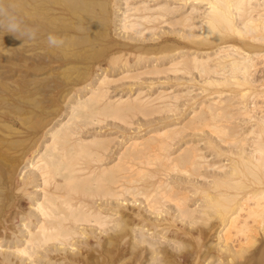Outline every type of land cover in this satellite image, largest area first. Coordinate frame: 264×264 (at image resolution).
<instances>
[{"label": "rangeland", "instance_id": "obj_1", "mask_svg": "<svg viewBox=\"0 0 264 264\" xmlns=\"http://www.w3.org/2000/svg\"><path fill=\"white\" fill-rule=\"evenodd\" d=\"M22 0H0V22H4V21H6L7 19H9V18H14L16 21H18L22 26H24V20H23V18H24V11H23V9H24V6H22V5H24V4H22L23 2H21ZM142 2V1H144L145 3H146V5H147V3L149 4V5H147V6H149V7H151V8H156V7H158L159 5H161L162 3L165 5V7L166 8H164L163 9V12L161 11V10H157V12H156V14H155V16H157L158 17V19H160V17H161V19H160V22L159 21H156L157 20V17H156V19H154L155 20V22L153 21V22H150V23H146V22H144L143 23V25H145L147 28H151V31L152 32H149V33H147L148 31H150V29L148 30V31H146V29L147 28H143L144 30H143V32H144V34L143 35H145V36H143L141 33V35L142 36H140V34L138 33V32H135L134 30H132V29H128L127 28V30L128 31H126L125 29V27L123 26L124 24V20H125V16H124V13L128 10L127 8H131L132 6H134V5H136V4H141L140 2ZM110 0L109 2V11H108V15L105 13V18H107L108 17V19L109 20H111V21H107L106 23H102V20L101 19H97L96 21H94L95 23H96V25H94V28L92 27V24H90L91 26L88 28V29H90L91 28V30H84V31H79L78 30V32L76 31V32H74V31H71V37H73L74 39H72L70 36H64V38H66V37H68V38H70V39H66L65 41H66V43H64V45L65 44H73L72 46L70 45L69 47L67 46V47H65L64 45V47L62 46V48L63 49H60V48H50V47H48V46H46L47 45V43L45 42V45H44V47H43V53H44V55H43V53H42V55L40 56V55H37V54H33V57L34 56H36V58L35 59H33L32 57V59L33 60H26V58H25V54H26V48H25V44L24 43H22L23 41L21 40V39H17V38H15L13 35H11V34H9V33H7L6 31H4L3 30V28L5 27V24L4 23H0V98H3L4 96H6L5 98H4V100H2V102H1V100H0V110H1V108L2 109H5V110H8V111H5V110H1L0 111V141L2 142V140H3V142L1 143L0 142V148L2 149V150H0V158H1V160H0V165H2L3 167H1L0 166V186H1V188L0 189H3L4 190V192L5 193H3V191L2 190H0V196H2L0 199V207H1V205L3 206H6L5 207V210H4V212H0V263L1 264H18V263H20V264H29V263H31V264H53V263H55V264H74V262H75V264L77 263H79L80 262V264H126L127 263V261L129 262V261H133L134 260V253H136L135 252V250L136 251H138V250H141V249H144L145 247L146 248H148V250L146 251V252H144V255H146L144 258H146V259H144V258H142V260H141V262H140V264H162V263H165V264H186V263H189V264H227V262L229 263V264H264V253L263 254H260L259 252H260V249H261V247L263 246V244H264V225H263V220H262V217H261V221L259 220V219H257L258 217H256V219L259 221L258 223H257V221H256V219L254 220L253 218H252V220H250L251 218H249V224H252V225H249V226H252L251 228V230L250 231H248V232H246V233H243V235L241 236V233L242 232H240V234H239V232H237L236 231V229L234 230V228H232L231 229V231H229V232H232L233 231V233L236 235V233L235 232H237L238 233V236L236 235V236H234V234H233V237H231L232 235H231V233H228L229 235H230V237H231V239H230V241L232 240V243L229 241V245L231 246V247H233L234 246V248H237V250L238 249H241L240 247L241 246H243V245H241V243H242V241H244V243H242V244H244V249H248V250H242L243 252H242V254H241V252H240V254L241 255H238L237 256V254H236V256L234 255H231V256H229L228 258L230 259H225V261H224V259L222 258V256L221 255H223V254H221L222 253V251H221V249H220V251H218L219 250V247H221V245L224 243V241H225V238L223 237V235L222 234H224V236L226 235L227 236V232L225 231L226 230V228H225V225L227 224V223H224V225H223V223L222 222H220V221H222L221 219H223L220 215H218L217 214V212H216V210L213 208V207H206V205L208 204V201L206 202H204V199L205 200H208V197H206V193L208 192V190L210 189V192L211 193H213V191H215V190H211L212 188L214 189V182H216V180H217V182H218V180H220L219 179V176H220V174H224L225 173V171L228 169H231L232 167L231 166H234V165H236L237 164V166L238 165H240V166H238V168H240V169H243L242 171H244V169L245 168H242V167H244L243 165H242V163H243V160H244V158L242 159V156L243 157H246V156H248L247 158L249 159V158H251L249 155L251 154V153H254V154H257V155H259L258 153H257V150L254 148L256 145L258 146V144H254V143H252V139L253 138H258V135H260V131H258L257 129H258V127H260L261 128V125H262V127H264V124H263V120H264V40L262 39V41H260L259 39H260V35L259 34H261V38H262V36L264 35L263 33H262V31L260 32V30L257 32V33H259V34H257L255 31V33L254 32H252L251 31V37H248V34L250 33H243L242 32V34L241 33H239L238 31L239 30H228L227 28H224V27H220V30H219V32L220 33H222V34H216L215 35V37H217V40H219V41H217V40H215V38H214V40L215 41H212V40H210L209 38H208V40L206 39V41H205V39H203L202 37H200V36H198V34H200V31H201V28H202V26H205V19H206V17H204V16H206L205 15V10L206 9H209V5H208V3H206L207 2V0H201V4H200V1H198V0ZM193 1V2H192ZM197 1V2H196ZM203 1V2H202ZM205 1V2H204ZM113 2H114V4H113ZM138 2V3H137ZM144 2H142V3H144ZM126 3V4H125ZM136 3V4H135ZM161 3V4H160ZM192 3V4H191ZM199 4V6H198V4ZM204 3V4H203ZM111 4V5H110ZM113 4V5H112ZM130 4V6H128ZM162 4V5H163ZM116 5V6H115ZM155 5V6H154ZM196 5V6H195ZM207 5H208V7H207ZM113 6V7H112ZM127 6V7H126ZM154 6V7H153ZM116 7V8H115ZM125 7H126V9H125ZM207 7V8H206ZM111 8V9H110ZM119 9H120V11L122 12H120L119 11ZM166 9V10H165ZM113 10L114 11V13H113V11L111 12V11ZM165 10V11H164ZM125 11V12H124ZM131 10H128V12L131 14V15H134V11L131 13L130 12ZM207 11V10H206ZM119 12H120V14H119ZM118 13V14H117ZM128 13V14H129ZM255 14H257V11L256 12H254ZM158 14V15H157ZM122 15H123V17H122ZM138 15V14H137ZM161 15V16H160ZM23 16V17H22ZM160 16V17H159ZM246 16V15H245ZM109 17H111V19L109 18ZM131 17H133V16H131ZM187 18V19H186ZM204 18V19H203ZM59 19L60 20H63V17H59ZM186 19V20H185ZM112 20H113V22H112ZM57 21H59V20H57ZM100 23H99V22ZM109 22H111V23H109ZM203 22V23H202ZM237 22H239L240 24H242V21H240V20H237ZM153 23H155V24H153ZM239 23L237 24L238 26H240L239 25ZM99 24V25H98ZM100 24H101V26H100ZM111 26H110V25ZM148 24V25H147ZM86 26H88L87 24H85ZM103 25H106V26H103ZM152 25H154V26H152ZM156 25V26H155ZM200 25V26H199ZM202 25V26H201ZM243 25V24H242ZM100 27V29H98L97 27ZM95 27H96V29H98V30H96L95 29ZM125 29H124V28ZM152 27H156L154 30H152L153 28ZM93 28V29H92ZM104 28V29H103ZM105 28H106V30H105ZM103 29V30H102ZM100 30H102V32H103V34H101L102 32L100 31ZM223 30V31H222ZM225 30V31H224ZM90 31V32H89ZM133 31V32H132ZM226 31H229V32H227L226 33ZM235 31V32H234ZM237 31V32H236ZM97 32V33H96ZM98 32H101V33H98ZM108 32V33H107ZM134 32L136 33L135 35H134ZM140 32V31H139ZM231 32V33H230ZM233 32H234V35H233ZM241 32V31H240ZM79 33H81V34H79ZM83 33H85V35L83 34ZM93 33V34H92ZM104 33H107V34H105L104 35ZM133 33V34H132ZM146 33V34H145ZM218 33V32H217ZM225 35H224V34ZM235 33H238V35L237 34H235ZM254 33V34H253ZM72 34H74V35H72ZM87 34V35H86ZM101 34V35H100ZM139 36H138V35ZM229 36H228V35ZM257 34V35H256ZM263 34V35H262ZM57 35V34H56ZM75 35H77V36H75ZM80 35H81V37H83V36H87V38L86 37H84L85 38V40H83V39H81V41L78 39V36H79V38H80ZM99 35V36H98ZM107 35V36H106ZM246 35V36H245ZM250 35V34H249ZM254 36V38H256L257 37V39H258V41H257V39L255 40V39H253L252 37ZM255 35H256V37H255ZM45 36H47V35H45ZM62 36V37H63ZM91 36V37H90ZM102 36H104V37H102ZM135 38H133V37ZM185 36V37H184ZM91 39H90V38ZM98 37V38H97ZM132 37V38H131ZM259 37V38H258ZM76 38H77V41H76ZM92 38H93V40H92ZM199 38H201L200 40H203V41H205V42H203V41H198L199 40ZM96 39V40H95ZM198 39V40H197ZM221 39V40H220ZM249 39V40H248ZM68 40H70L69 41V43H68ZM71 40H72V42H71ZM224 40H226V41H224ZM255 40V41H254ZM74 41H76V42H74ZM80 41V42H79ZM82 41H84V42H82ZM89 41V42H88ZM92 41V42H91ZM210 41H212V43H210ZM223 41V42H222ZM88 42V43H87ZM201 42V43H200ZM203 42V43H202ZM220 42V43H219ZM222 42V43H221ZM255 42V43H254ZM76 43V44H75ZM80 45H79V44ZM82 43V44H81ZM219 43V44H218ZM227 43V44H226ZM235 43V44H234ZM260 43V44H259ZM92 44V45H91ZM114 44V45H113ZM116 44V45H115ZM225 44V45H224ZM230 44L231 45H236L237 46V48L238 49H240V50H244V51H246V52H249V53H253V55L255 54V53H258V52H260L259 53V56L260 57H255L256 58V60H255V63H256V70L254 71L253 70V73L255 72V75L252 73V71H251V74H253L252 76H251V79H250V77H247L246 78V81H245V78H244V81L243 80H241V79H243V77H242V73L241 74H239V75H241V79H238V80H232L231 79V76H229L230 75V72H229V70H231L232 71V68L230 67L231 65L230 64H228L229 65V68L227 67V63H228V61H229V63H230V57H228V58H225L224 59V61H223V59H221L220 57H218V51H219V49L220 48H228V46H230ZM239 44V45H238ZM245 44H247V45H245ZM248 44H253L254 45V47H253V45H248ZM258 44H259V46L260 45H262V46H260L259 48H258ZM77 45V46H76ZM86 45V46H85ZM110 45H113V46H110ZM219 45V46H218ZM223 45V46H222ZM227 45V46H226ZM233 45V46H234ZM243 47H242V46ZM256 45V46H255ZM88 46V47H87ZM90 46H92L93 48H91ZM212 46V47H211ZM215 46V47H214ZM224 46H226V47H224ZM241 46V47H240ZM82 47H84V50H85V52H84V50H83V48ZM87 47V48H86ZM105 47V48H104ZM67 49V50H65V49ZM76 48V49H75ZM86 48V49H85ZM99 48H101L102 50H100ZM186 48H188L187 50H186ZM189 48H191L190 50H189ZM200 48V49H199ZM210 48V49H209ZM241 48H243V49H241ZM244 48H246V49H244ZM25 49V50H24ZM47 49H50V52H51V50H53L52 52H53V54H50L49 55V50H48V52H47ZM72 49V50H71ZM89 49H91V50H89ZM105 49V50H104ZM5 50V51H4ZM46 50V51H45ZM57 50V51H56ZM64 50H65V52L67 53V54H73L72 52H70V51H73V50H75V51H73L74 52V54H76V53H79V50H80V53H82L83 52V55H84V57H81V58H78L77 56H75V55H68L67 57H66V55H63V53H65L64 52ZM77 50V51H76ZM93 50H95V51H93ZM100 50V51H99ZM115 50H117L118 52H116ZM200 50V51H199ZM210 50V51H209ZM214 50V51H213ZM251 50H252V52H251ZM25 53H24V52ZM57 52V54H55L54 55V52ZM67 51H69V52H67ZM82 51V52H81ZM89 51V52H88ZM105 51V52H104ZM189 51H190V53H189ZM204 51V52H203ZM207 51H208V53H207ZM47 52V53H46ZM51 52V53H52ZM63 52V53H62ZM76 52V53H75ZM88 52V53H87ZM194 52V53H193ZM262 52V53H261ZM46 53V54H45ZM94 53V54H93ZM114 53H117L118 55L116 56V54L114 55ZM206 53V54H205ZM217 53V54H216ZM48 54V55H47ZM60 54V55H59ZM87 54V55H86ZM89 54H91V55H89ZM113 54V55H112ZM188 55V56H193V55H199L200 56V54H201V56L200 57H204V58H207V57H211L213 60H214V58H213V56H215L216 58H217V60L219 59H221L220 61L218 60V61H216V58H215V62H211V60H210V62H208L209 63V65H211V66H208V67H206V69L208 68H211L212 67V69L210 70H208V73H206L207 72V70L206 69H201V68H195V67H191L192 66V64L190 65H188L189 66V68L190 69H184V68H182V67H180V70H178V72L177 71H175L174 73H172V72H170L169 71V69L170 70H174V68H172V67H169V66H171L170 65V62L172 61V60H174L176 57H178L179 55ZM217 56H216V55ZM61 56V58H59L58 57V59L55 57V56ZM38 56L39 57H42V59L41 58H39L38 59ZM49 56H51L50 58H49ZM111 56H113L112 58H111V60L109 59ZM118 56H121V57H118ZM124 56V57H123ZM141 57V59H140V57ZM53 57V58H52ZM65 57H66V59H67V61H65L66 59H65ZM72 57H74V58H72ZM76 57V58H75ZM80 57V56H79ZM87 57H89V58H87ZM117 57V58H116ZM125 57H126V60H124L125 59ZM173 57V58H172ZM175 57V58H174ZM262 57V58H261ZM30 58V59H31ZM56 58V59H55ZM86 58V59H85ZM115 58V59H114ZM122 58H123V61H122ZM136 58H139V59H136ZM146 58V59H145ZM171 58V59H170ZM37 59V60H36ZM47 60V62L49 61H51L50 63L48 62H45V60ZM51 59V60H50ZM71 59V60H70ZM73 59V60H72ZM76 59V60H75ZM118 59H119V61H118ZM133 61H131V60ZM136 59V60H135ZM142 59H145V61H143ZM147 59H151L153 62H151V61H149L148 62V60ZM229 59V60H228ZM25 60V61H24ZM39 60V61H38ZM42 60H44V62L41 61ZM53 60V61H52ZM77 61V62H75V61ZM120 60H121V63H119L120 62ZM140 60V61H139ZM208 60H209V58H208ZM26 61H28L27 63H26ZM38 61V62H37ZM73 61H74V63H73ZM85 61V62H84ZM110 61H112V63H109ZM114 61H117V63L116 62H114ZM136 61H137V64H136ZM142 61H143V63H142ZM148 63H147V62ZM226 61V62H225ZM40 62V63H39ZM88 62V63H87ZM127 62V63H126ZM131 62L132 63H134V64H131ZM15 63V64H14ZM26 63V64H25ZM34 63V64H33ZM68 63H70V64H68ZM82 65H81V64ZM119 63V65H117ZM128 63L130 64L129 66V68H128ZM140 63H142L141 65H140ZM216 63V64H215ZM28 64V65H27ZM32 64H33V66H35V67H32ZM38 66V68H36V65ZM49 65V67H48V65ZM58 64H60V65H58ZM65 64V65H64ZM66 64H67V66H69L68 68L69 69H67V66H66ZM74 65V66H70V65ZM79 64V66H77V65ZM85 64V65H84ZM91 64V65H90ZM94 64V65H93ZM114 64V65H113ZM144 64V65H143ZM221 64V65H220ZM223 64V65H222ZM24 65H27V66H24ZM44 65V66H43ZM51 65V66H50ZM53 65V66H52ZM84 65V66H83ZM93 65V66H92ZM124 67H123V66ZM155 65V66H154ZM217 65V66H216ZM218 65H220V67H218ZM225 65H226V67L228 68V69H226V68H224L225 67ZM14 66V68H12ZM58 66V67H57ZM60 66H62L63 67V69H64V71L62 72V67L60 68ZM77 68H76V67ZM81 66V67H80ZM92 66V67H91ZM118 66V67H117ZM123 68H122V67ZM194 66V65H193ZM214 66V67H213ZM223 66V67H222ZM31 67V68H30ZM39 67H41L40 69H39ZM43 67L45 68V71H44V69H43ZM55 67V68H54ZM71 67H72V69H71ZM101 69H100V68ZM106 67H108V68H106ZM26 68L28 69L27 71H26ZM82 68V69H81ZM92 68V69H91ZM119 68H121V69H119ZM126 68V69H125ZM166 68H167V70L170 72H168V73H166L165 74V70H166ZM169 68V69H168ZM194 70H193V69ZM216 68V70H214ZM31 69V70H30ZM38 69H39V71H38ZM42 69V70H41ZM54 69H55V72H54ZM59 69V70H58ZM67 69V70H66ZM83 69H85V70H83ZM89 69V70H88ZM108 69V70H107ZM152 69V70H151ZM182 69H184V71L187 73V71H190V72H188L189 74H186V73H182ZM196 69V70H195ZM200 70L201 69V71L202 70H204L205 71V73H204V71L203 72H198L197 70ZM218 69V70H217ZM226 69V70H225ZM36 70V71H35ZM88 70V71H87ZM103 70V71H102ZM154 70L155 71H157L158 70V72L161 70L162 71V73H160V74H158V72H155L154 73ZM193 70V71H192ZM225 70V71H224ZM18 72V73H16V72ZM42 71V72H41ZM49 71V72H48ZM54 73H53V72ZM83 71H85V73H83ZM89 71H90V74H89ZM91 71H93V72H91ZM101 71V72H100ZM126 71H128V73H130L129 75L130 76H136L137 78H133V77H131L130 79H129V76H127L128 77V79H125V78H127V77H125V76H122L123 74H125L126 73ZM160 71V72H161ZM181 71V72H180ZM183 71V72H184ZM213 71H215V72H213ZM223 71V73L224 74H226L227 75V73L229 72V74H228V76H224L223 75V73H221ZM59 72H61V73H59ZM84 75H82L81 73ZM105 72V73H104ZM145 72H147V73H149V72H152L153 73V75H151L152 73H149V74H146ZM164 72V73H163ZM177 72V73H176ZM217 72H219L220 74V76L218 75V73ZM227 72V73H226ZM63 73H65V74H63ZM69 73V74H68ZM97 73V74H96ZM112 73V74H111ZM140 73H141V75H140ZM157 73V75H155ZM201 73H204V74H201ZM210 73H211V76H210ZM216 73V74H215ZM15 74V75H14ZM50 74V75H49ZM79 74H81L79 77H81V79L79 78V77H77V79L75 78L77 75H79ZM96 74V75H95ZM104 74H107V75H109V76H111V77H114V78H118V79H120L119 77L120 76H122L121 77V81H116V82H114L113 80L112 81H110L109 82V84H107L106 85V89L108 88L109 89V91H107V96H109V99H114V98H116L117 99V97L118 98H120V97H123V98H125V97H133V96H135L137 93H139V92H141V95H143V96H145V97H156V96H158L159 94L161 95H163L162 97L163 98H161V99H159V100H157L156 99V101L154 100L148 107H150L151 106V108L152 107H154V106H156L157 104L159 105V104H161V103H165V104H161V105H159V107L157 108H155V111H157V114L156 113H154L153 112V110L151 109V108H146V110L147 111H149V112H145L146 110H145V108H143V109H141V110H143V111H140V113L138 114V109L137 110H135L136 112H134V109H133V111H131V110H129L128 111V114L126 113L125 114V112L123 113V115H121L122 117L124 116V118H125V116L126 115H128V116H126L127 117V119L126 120H124V119H120V118H122L121 116L119 117H117V115L116 116H114V115H112V114H110V112L109 111H99V112H101V113H103V115H99V114H101V113H96V114H93L92 116L93 117H91V115H90V117L89 116H86V118L87 119H85V118H81L82 119V124H81V119L77 122L78 123V125L80 126L79 127V132L81 131V132H83V133H78V135L77 136H79L80 135V137H84V138H88V137H91L92 135H103L104 137H106V138H108L109 140L108 141H110V139H112L113 141H112V144L111 143H107V145L109 146V148H110V146H111V148H110V150H108L107 149V151L106 150H102V151H100L101 152V156L102 157H104L105 159L103 160V158L101 157V159L103 160V162H102V164H101V159H100V157H98V155L97 154H92V157L89 155V156H87V157H89V158H87V160H85V158L86 157H84V159H83V161H85V163L90 167V166H92V164H93V162H94V164H93V166L91 167V169H93V168H99V167H101V166H103V165H110V164H114L115 162H117V160L119 159V157H117V156H119V154H121V150H122V148H123V146L125 145V144H127L129 141H131L132 139H142V138H144V137H146L147 135H149L152 131H154V130H161V128L162 129H164V128H170V127H174V125L176 126V125H178V126H176L175 128H177L179 131L181 130V132L183 133L182 135H183V137L181 136V132H179L178 130L176 131L177 133L179 132V134H180V136L181 137H179V138H175L174 136H176L175 134H177L176 132L175 133H173L174 134V136H173V138H172V140H170L169 138L167 139V141L168 140H170V141H168V145H165V147L166 146H168V147H166L167 149H165V150H160V149H157V148H155V149H153V151L152 152H154V153H156V154H154V155H152L151 154V152H150V154L152 155V158H153V156H154V158H155V155H157V154H159L160 153V151H161V153L159 154V156H163L164 154L165 155H168V153H169V156L171 157L172 156V158L173 157H176L177 155H179L178 153H181V148L183 149V148H185L186 149V147L188 146V147H190L191 146V148L193 147L192 145H197L196 147L194 146V148L193 149H195L196 148V151H197V149H198V151H200L199 153L201 154V155H203L204 157H203V159L201 158H199V159H197L196 161H198L199 162V165L201 164V160H202V164H201V168L203 167V166H205V167H203L202 169L200 168V170L199 169H197V167H199V166H196V164H195V166H193V167H191L190 168V166H191V164L189 165L188 163H187V166L189 167H187V166H184V168H186L187 167V169L189 170H187L188 171V173H192L193 175H194V177H193V175L190 173V175H188V174H186V172L187 171H185V172H183L184 170H186V169H184L183 168V166H181V164H180V166H177V167H174L173 165V168L171 167V166H168L167 168H170L171 167V169L173 170V171H171V169H165V167H162V162H161V157H159L158 156V158H160V162H158V164L156 163V162H154V161H156V160H154V161H152V162H150L148 159H151V155L149 154V152L148 153H146L144 156H145V159H144V156L142 157V158H140V159H142V160H140L139 159V161H142V164H138L139 162H137L138 160H136V159H134V160H129L130 162H132L131 163V165L132 166H134L133 168H132V172H130V173H133L134 171L136 172L138 169H142V168H144V169H147V171L149 172V174H150V177L148 178V179H146V181H144V180H139L138 182H134V183H128V182H125L124 183V181L123 180H121V182L119 183L120 184V188L118 187L117 188V186H116V184H115V186H114V183H111V184H113L112 185V187L114 188V189H121V188H123L124 186H130V187H134V189L132 190V191H130V192H123V191H121V190H119L121 193H122V195L124 196H122L121 197V199H124V201H126V203H124V201L123 200H121V199H118L117 201L119 202V204L117 205V201H116V197H109V195H106L105 197H106V200L105 199H103V198H105V197H101V198H98L101 194H99V193H97V196H96V192L94 193V197L93 196H88L87 194V196L86 197H84V198H87V200H89V203L90 204H93L94 205V207H97V208H99V207H101L102 208V210H103V212L104 213H107V214H110V215H113V219H112V216H111V219H112V221H110L109 222V224L107 225V226H109V227H104V228H100V227H98V225H96V224H94V223H86V222H84L83 224H81V226H80V224H77V225H75L74 227L76 228V230H77V232L79 233H77V234H75L72 238L73 239H69L68 241L66 240V242H64L65 243V246H64V243H60V242H58V241H53V242H55V243H52V242H50L49 244H47L46 245V247L48 248V250H47V248L44 246V247H41V248H39V249H37L38 250V253L39 252H41V254H37V250H36V253L34 254L33 253V255L35 256V257H29L30 259L31 258H34V261L32 260V262H31V260L29 259L28 260V255L26 256V254H21V256L20 255H17V254H14L16 251H17V249L15 248V247H17L18 249H20L21 247H23L24 245H27L23 240L25 239V237H26V235H23V232H24V234H26V231H24V230H27V228H31V229H33V230H35L36 229V225H37V223H39L40 221H41V217L40 216H38L39 214H38V210L36 209V207L35 206H37V203H36V200H41V198L43 197L42 195H43V190L44 189H48V191H50L52 188H53V190H54V182L48 187V188H46L47 186H43V180H41V177L39 178V176H38V178L36 177L35 178V176H33L34 175V172H32V171H34V170H31V169H34L33 168V166L31 165V163H30V161H32L33 159H34V161H35V156L37 157V155L38 154H41V153H43L44 151H45V149H46V146H45V144H49L50 143V140H51V134H49V133H51L50 131L56 126V125H58L61 121H63L64 119H66L67 117H68V115L70 114L71 115V111H72V109L70 110V108L72 107V105H74L75 103H76V101H77V99H80V98H85L86 96H88L89 94H90V88H93V87H96L97 85H98V79L97 78H100L102 75H104ZM143 74V75H142ZM145 74V75H144ZM250 74V75H251ZM44 75V76H43ZM62 75V76H61ZM87 75H89V76H87ZM100 75V76H99ZM209 75V76H208ZM224 76V77H228L227 79H225V78H223L222 76ZM64 76V77H63ZM83 76V77H82ZM213 76V77H212ZM216 76V77H215ZM221 78H219V77ZM69 78L68 80L66 79V78ZM87 77V78H86ZM124 77V79H122ZM209 77V78H208ZM86 78V79H85ZM215 78V79H214ZM216 78H218V79H216ZM255 80H254V79ZM78 79H80V80H78ZM118 79H116V80H118ZM134 79V80H133ZM220 79V80H219ZM76 82H75V81ZM84 80V81H83ZM93 80V81H92ZM127 80H129V81H127ZM133 80V81H132ZM218 82H217V81ZM222 80V81H221ZM225 80V81H224ZM248 80V81H247ZM253 80V81H252ZM89 81V82H88ZM91 81V82H90ZM217 83H216V82ZM14 82V83H13ZM53 82V83H52ZM75 82V83H74ZM83 82V83H82ZM207 82H209L210 84H208ZM253 83L254 82V84H249L248 85V83ZM79 83V84H78ZM85 83H87L88 84V86H87V84H85ZM3 84V85H2ZM17 84V85H16ZM75 84V85H74ZM91 84V85H90ZM234 84H237V85H234ZM239 84V85H238ZM241 84V85H240ZM31 85V86H30ZM49 85V86H48ZM83 85V86H82ZM85 85V86H84ZM209 85V86H208ZM219 85V86H218ZM227 86V85H231V87H229V86H227V87H225V86ZM233 85V86H232ZM250 85H252V86H250ZM4 86H6V87H4ZM9 88H8V87ZM80 86H81V88H80ZM90 86V87H89ZM107 86H109V87H107ZM204 86V87H203ZM239 86V87H238ZM247 87V89H246V87ZM257 86V87H256ZM4 87V88H3ZM72 87V88H71ZM74 87V88H73ZM86 87H88L87 89H86ZM213 87V88H212ZM216 87H219V88H216ZM237 87V88H236ZM252 87V88H251ZM7 88H8V92H7ZM14 88H16L15 90H14ZM76 88V89H75ZM83 88H85L86 89V91L83 89ZM214 88H216L217 90H215ZM242 88H243V90H242ZM6 89V90H5ZM20 89V90H19ZM72 89H73V91H72ZM79 89V90H78ZM82 91H81V90ZM206 91H205V90ZM213 89V90H212ZM223 90V92H222V90ZM232 89V90H231ZM237 89V90H236ZM256 90V91H254V90ZM10 90V91H9ZM71 90V94H68V95H64V92L66 93V92H69ZM204 90V91H203ZM208 90V91H207ZM224 90H225V92H224ZM230 90V91H229ZM260 90V91H259ZM15 91H17V92H15ZM19 91V92H18ZM85 91V92H84ZM160 91H162V92H160ZM209 91H210V93H209ZM214 91V93H211V92H213ZM237 91H238V93H237ZM241 91V92H240ZM243 91H245L244 93L246 94V92H247V94L246 95H244L243 94ZM254 91V92H253ZM2 92V93H1ZM11 94H10V93ZM15 92V93H14ZM82 92H84V93H82ZM88 92V93H87ZM206 92H208V93H206ZM216 92V93H215ZM227 92V93H226ZM236 92V93H235ZM256 92V93H255ZM262 92V93H261ZM4 93V94H3ZM24 93V94H23ZM78 93V94H77ZM222 93H224L225 95H223ZM230 93V94H229ZM241 93H242V98L241 97H239V95L241 96ZM252 93V94H251ZM261 93V94H260ZM9 94V95H8ZM23 94V95H22ZM31 94V95H30ZM34 94V95H33ZM35 94H36V97L34 98L33 96H35ZM75 94V95H74ZM82 94V95H81ZM214 94V95H213ZM216 94V95H215ZM218 94V95H217ZM258 96H257V95ZM14 97H13V96ZM16 95H18L17 97H16ZM19 95H21V96H19ZM33 95V96H32ZM38 95V96H37ZM56 95V96H55ZM62 95H64V97L62 96ZM76 95H77V97H76ZM81 95V96H80ZM169 95H170V97H169ZM223 95V96H222ZM251 95H253V97H251ZM257 96V98H255L256 96ZM55 96V97H54ZM58 96V97H57ZM215 96V97H214ZM221 96V97H220ZM245 96V97H244ZM255 96V97H254ZM21 99H20V98ZM29 97H30V99H29ZM32 97H33V99H32ZM60 97V98H59ZM64 98V100H63V98ZM79 97V98H78ZM165 97V98H164ZM167 97V98H166ZM207 97V98H206ZM251 97V98H250ZM12 98V99H11ZM58 98V99H57ZM61 98H62V100H61ZM68 98V99H67ZM72 98V99H71ZM204 98V99H203ZM218 98V99H217ZM5 99H7V100H5ZM25 99V100H24ZM34 99H36V101H34ZM57 99V100H56ZM162 99H165L164 101H160V100H162ZM232 101H231V100ZM243 99H245L246 101H242ZM12 103H8L9 101ZM23 100V101H22ZM59 100V101H58ZM66 100H67V102H66ZM115 100V99H114ZM213 100H222V106L224 107L223 109H221V111L223 112V111H226V113L224 112L223 114H222V112L220 113V114H222V115H218V114H216L217 115V117L216 116H210V115H212V114H210L209 112H204V113H201L203 116H205V118H207V117H209L210 118V120L212 119V121H210V120H205V118L204 117H202L201 116V114H199V112H200V109H201V107H202V103H204V105H206V104H209L210 102H212ZM230 100V103L228 102V101ZM240 100V101H239ZM255 100H257L258 102H256ZM4 101V102H3ZM13 101V102H12ZM26 101V102H25ZM33 102V104H36V105H34L33 106V104H32V102ZM73 101V102H72ZM160 101V102H159ZM226 101V102H225ZM235 101V102H234ZM247 101H251L250 103H252V105L253 106H251V104L249 103V102H247ZM20 102V103H19ZM28 102H31V104L30 103H28ZM70 102V103H69ZM169 102H171V103H169ZM223 102H225V103H223ZM228 102V103H227ZM245 102H246V104H245ZM3 103V104H2ZM5 103V104H4ZM6 103H8L9 105H11V106H8V105H6ZM21 103H23V104H21ZM64 103H66V104H64ZM72 103V104H71ZM157 103V104H156ZM170 105H169V104ZM189 103H191V104H189ZM232 103V104H231ZM255 103H257L256 105H254ZM14 104V105H13ZM54 104V105H53ZM70 104V105H69ZM156 104V105H155ZM198 104V105H197ZM225 104V105H224ZM240 105L239 107H237V108H235V105ZM241 104H244V105H241ZM6 107H5V106ZM24 105V106H23ZM27 105H29V107H27ZM42 105H44V106H42ZM66 105V106H65ZM69 105V106H68ZM154 105V106H153ZM228 105H229V107H228ZM230 105H233V108L232 107H230ZM247 105H249V106H247ZM17 106H20V107H17ZM49 106V107H48ZM162 106H166L165 107V109L162 107ZM200 106V107H199ZM5 107V108H4ZM14 107V108H13ZM52 107H56L54 110H56V111H54L53 110V108L51 109ZM168 107H170V108H168ZM226 107H228L229 108V110L226 108ZM247 107V108H246ZM7 108V109H6ZM11 108H13V109H11ZM19 108L20 109H22V110H24V111H22V110H19ZM24 108V109H23ZM34 108V109H33ZM48 108V109H47ZM153 108V109H154ZM167 108V109H166ZM235 108V109H234ZM249 108H250V110H249ZM11 109V110H10ZM17 109H18V111H17ZM59 109H60V111H59ZM66 109V110H65ZM151 111H150V110ZM156 109H158V110H156ZM159 109H161V111H159ZM197 109V110H196ZM226 109V110H225ZM241 109H243V111H241ZM245 109V110H244ZM252 109L255 111V113H254V111H252ZM16 110V111H15ZM27 110V111H26ZM29 110V111H28ZM30 110L32 111V112H30ZM44 110V111H43ZM46 110H47V112H46ZM165 110V111H164ZM193 110V111H192ZM10 111V112H9ZM19 111H21V114L19 113ZM64 111H66V112H64ZM158 111L159 112H163V113H158ZM194 111H198V114H199V117L201 116V119L202 120H204V121H206L205 123L206 124H209V126L211 125L212 126V124H213V126H212V128L210 129V127H208V125H206L205 123H203L204 121H202L201 122V119L199 118V117H194L193 116V113H194ZM231 111L233 112V111H235V115H234V113H232L234 116H232V114L230 115L229 113H231ZM248 111H250V113L248 112ZM252 111V112H251ZM2 112V113H1ZM9 112V113H8ZM16 113L15 115H14V113ZM17 112H18V114H20L19 116L17 115ZM26 112V113H25ZM35 112V113H34ZM41 112H42V114H41ZM51 112V113H50ZM108 112H109V114H108ZM151 112H153L154 113V115H156V117L155 116H153V118L155 119H152L151 118V116H152V113ZM193 112V113H192ZM241 114V115H243V116H241L239 113ZM242 112H245L246 114L245 115H248V113H249V115H250V117H249V120H247L248 119V116H244V113H242ZM256 112H257V114H256ZM3 113H5V114H3ZM13 113V114H12ZM29 113H32V114H29ZM34 113V114H33ZM46 113H48V114H46ZM61 113V114H60ZM105 113L106 114H108V115H110V116H108L107 118H106V116H105ZM131 113H133L132 114V116H130L131 115ZM135 113H137V114H135ZM207 113V114H206ZM209 113V114H208ZM55 114V116H53ZM57 114V115H56ZM143 114H149V115H151V116H149V119H146V118H148L146 115V117H144L143 116ZM205 114V115H204ZM228 114V116L227 117H224V115L226 116ZM255 114L257 115V116H261L262 118H259V117H257V116H255ZM10 115V116H9ZM27 115H29L30 117L29 118H31V119H29L28 118V116ZM37 115V116H36ZM39 115V116H38ZM41 115V116H40ZM50 115H52V116H50ZM99 115V116H98ZM207 115V116H206ZM13 116H15L14 118H13ZM27 116V117H26ZM35 116H36V118H35ZM44 116L46 117V119H44ZM60 116V117H59ZM101 116V117H100ZM229 116H232V120L229 122V118H231V117H229ZM20 117H21V119H20ZM23 117H26V120L25 121H27V122H23ZM34 117V118H33ZM48 117H50V118H48ZM90 119H89V118ZM221 117H223L224 119H222ZM253 117V118H252ZM257 117V119H254V118H256ZM106 119V120H104V122H102L103 120H99V122H97V123H93L94 122V119ZM191 120H193V119H195V118H197L196 119V122L197 123H195V121L193 120V121H191L190 122V119ZM216 118V119H215ZM218 118L220 119V120H218ZM226 118V119H225ZM227 118L229 119L228 121H227ZM4 119V120H3ZM27 119H29V121L27 120ZM35 119V120H34ZM43 119V120H42ZM83 119H84V122H83ZM213 119H215V120H213ZM24 123V124H22V122ZM52 120V121H51ZM87 120V121H86ZM89 120V121H88ZM153 120V121H152ZM198 120H199V123H198ZM222 120V121H221ZM226 120V121H225ZM260 120H262V121H260ZM12 121V122H11ZM19 121V122H18ZM33 121V122H32ZM43 121H45V123L43 122ZM50 121V122H49ZM56 121H57V123H56ZM90 122V124H91V122H92V124L90 125V126H88L89 125V123H86V122ZM100 121H101V123H100ZM178 121V122H177ZM187 121H189V123H191V124H193V127H194V125H196V124H198V125H196V127L198 128L197 130L196 129H194L195 130V132L193 131V127H192V125L191 124H186L187 123ZM211 122V124L210 123H208V122ZM213 121H215V122H213ZM217 121H221V122H223V123H225L224 125H223V123H221V122H217ZM225 121V122H224ZM258 121V122H257ZM28 122H29V125H25V124H28ZM41 123V125H40V123ZM42 122L44 123V124H42ZM79 122H80V124H79ZM95 122H96V120H95ZM2 123H3V125H2ZM4 123L6 124L7 123V126H8V124H12L11 125V129L9 128L8 129V127H6V126H4ZM32 123V124H31ZM86 123V124H85ZM183 123V124H182ZM216 125H215V124ZM228 123V124H227ZM230 123V124H229ZM52 124H53V126H52ZM54 124H55V126H54ZM185 124V125H184ZM200 124H201V126H205V127H198V126H200ZM219 124V125H218ZM258 124H259V126H258ZM38 126V128H37V126ZM40 125V126H39ZM82 125H84V127L86 128V126L85 125H87V128H86V130H85V128L82 126ZM185 126V128L184 127H181V126ZM187 125H190L191 126V131H190V129L189 128H187L186 129V127H187ZM214 125H215V127L217 128V130H215V128H213L214 127ZM226 125H227V127H226ZM229 125V126H228ZM230 125H231V127L233 128L234 127V129L235 130H233L232 131V129H231V127H230ZM10 126V125H9ZM23 126V127H22ZM29 126H32L31 128L29 127ZM46 126V127H45ZM51 126H52V128H51ZM158 128H157V127ZM223 126V127H222ZM253 126H254V135L256 134V136H254L252 133H250L249 134V132L250 131H253V130H251L252 128H253ZM13 127H15V129L16 130H13ZM25 127V128H24ZM221 127H222V129H221ZM230 127V128H229ZM17 128H19V129H21V130H17ZM44 128V129H43ZM84 128V129H83ZM182 128V129H181ZM186 130V131H188L187 133H188V135H186V133L184 132V129ZM195 128V127H194ZM204 129L203 131L202 130H200V129ZM206 128V129H205ZM219 128V129H218ZM225 130H224V129ZM226 128H227V131H226ZM32 129V130H31ZM36 129V130H35ZM39 129V130H38ZM51 129V130H50ZM222 130V132L221 131H219V130ZM231 131H230V130ZM44 130V131H43ZM230 132H232V133H230ZM260 130V129H259ZM2 131V132H1ZM4 131V132H3ZM15 131V132H14ZM18 131V132H17ZM31 131V132H30ZM140 131V132H139ZM220 132V133H222V134H217V132L215 133V134H217L218 135V137H217V135H215L213 132ZM223 131H226V132H228V134H224V132ZM5 132L6 133H13L12 135L11 134H5ZM35 132V133H34ZM41 132V133H40ZM44 132H46L45 134H44ZM49 132V133H48ZM87 132V133H86ZM225 132V133H226ZM235 132H236V134H238L237 136H236V134H235ZM259 132V133H258ZM15 133H17V134H15ZM20 133V134H19ZM102 133V134H101ZM109 133V134H108ZM257 133H258V135H257ZM35 134V135H34ZM43 134V135H42ZM87 134H89V135H87ZM90 134H92V135H90ZM133 135V136H131V135ZM185 134V135H184ZM224 134V136H222ZM247 134H249V135H247ZM1 135H2V138H1ZM4 135V136H3ZM87 135V136H86ZM110 135V136H109ZM227 135H228V137H227ZM229 135H231V136H229ZM234 135V136H233ZM245 135H247L248 137L250 136V135H252L251 137H253L252 139H249L247 136H245ZM12 136V137H11ZM32 136V137H31ZM48 136H49V138H48ZM177 136H179V135H177ZM236 136V137H235ZM242 136V137H241ZM263 136H264V132H263ZM4 137V138H3ZM28 137H30L31 138V140H30V138L28 139ZM43 137V138H42ZM185 137V138H184ZM219 137H220V140H219ZM233 138V139H231V138ZM243 137H244V139H243ZM245 137L247 138L246 139V141H243V142H245L246 144H242L243 142H241V144L243 145H241V144H237V142L238 141H232V140H234V138H235V140H237V138H240V140L242 139V140H245ZM250 137V138H251ZM11 141L12 140V142H10V143H15V142H17V139H19L18 140V142L20 143V144H22V146L20 145V144H18V142H17V145H16V143L15 144H13L14 145V147H13V145H10V144H7V141H8V139ZM34 138H36L38 141H36L38 144H39V142H40V144L38 145V146H35V145H37V143L35 142V140L36 139H34ZM39 138H41V139H39ZM225 140H224V139ZM262 138V137H261ZM13 139H15L16 141L14 142V140ZM24 139V140H23ZM44 139V140H43ZM128 139V140H127ZM176 139H178V140H176ZM210 139H213V140H210ZM5 140H6V142H5ZM23 140V141H22ZM28 140V141H27ZM34 140V141H33ZM40 140V141H39ZM191 140H193V141H191ZM223 140V141H222ZM241 140V141H242ZM255 139H253V142H255V143H257V141H263L264 140V137H263V139H260V138H258L257 140H255ZM20 141H22V142H20ZM27 141V142H26ZM33 141V142H32ZM107 141V142H108ZM177 141V142H176ZM181 141V142H180ZM212 141H213V143L214 144H216V145H213L212 144ZM6 143V145H5V143ZM35 142V143H34ZM145 143L146 142H149V141H147V140H145L144 141ZM176 142V143H175ZM183 142V143H182ZM190 142V144H191V142L193 143V144H188ZM264 142V141H263ZM4 143V144H3ZM25 145H24V144ZM27 143H29V144H27ZM210 143V144H209ZM240 143V142H239ZM3 144V145H2ZM34 144V145H33ZM44 144V145H43ZM185 144L187 145V146H185ZM213 145V148L210 146V145ZM8 145H10L9 147H11V148H9L8 147ZM43 145V146H42ZM170 145L172 146L173 145V147L172 148H170L169 149V147H170ZM240 145V146H239ZM3 146V147H2ZM23 146H25V147H23ZM33 146V147H32ZM185 146V147H184ZM218 146H220L219 148H220V150H218L219 148H217L216 149V147H218ZM252 146H253V148H254V150H256V152L255 151H253V148H252ZM5 147H7L6 149V151H5ZM241 147V148H240ZM251 147V148H250ZM20 148V149H19ZM28 148V149H27ZM33 148V149H32ZM35 148V149H34ZM223 148V149H222ZM232 148V149H231ZM238 148V149H237ZM243 148V149H242ZM257 148V147H256ZM16 151H15V150ZM24 151H23V150ZM44 149V150H43ZM114 149V150H113ZM118 149V150H117ZM185 149H183V150H185ZM221 149L223 150L222 152L223 153H221ZM231 149V150H230ZM237 149V150H236ZM247 149V150H246ZM250 149V150H249ZM4 150V151H3ZM9 150V151H8ZM22 150V151H21ZM29 150V151H28ZM32 150V151H31ZM118 151V153H116V151ZM158 150H160V151H158ZM168 151V153H167V151ZM169 150H170V152H169ZM181 150V151H180ZM248 150L249 151H251V152H248ZM3 151V152H2ZM14 151V152H13ZM31 151V152H30ZM40 151V152H39ZM104 151H106V152H104ZM109 151H112V152H109ZM166 151V153H164ZM217 151V152H216ZM227 151V152H226ZM230 151V152H229ZM10 154H9V153ZM13 152V153H12ZM15 152H17L16 154H14ZM19 152V153H18ZM22 154H21V153ZM28 152H30V153H28ZM109 152V153H108ZM206 154H204V153ZM224 152H226V153H224ZM228 152L230 153V154H228ZM233 152V153H232ZM238 152H239V154H241L240 156H241V158L239 157V156H237V155H239L238 154ZM242 152H243V154H242ZM246 152V153H245ZM248 152V153H247ZM4 153V154H3ZM23 153H27V154H23ZM33 153V154H32ZM35 153V154H34ZM102 153H103V155H102ZM105 153V154H104ZM107 153V154H106ZM182 153H184V152H182ZM245 153V154H244ZM250 153V154H249ZM12 154H14L13 156H12ZM20 154V155H19ZM149 154V155H148ZM199 154V155H200ZM249 154V155H248ZM7 155V156H6ZM9 155V156H8ZM18 155V156H17ZM24 155V156H23ZM32 155V156H31ZM96 155V156H95ZM104 155H106V156H104ZM164 155V156H165ZM174 155V156H173ZM176 155V156H175ZM2 156V157H1ZM11 156V157H10ZM23 156V157H22ZM27 156V157H26ZM149 156V158L146 160V158ZM206 156V157H205ZM231 156V157H230ZM234 156V157H233ZM253 156V155H252ZM6 157H7V159H6ZM15 157V158H14ZM95 157H98V159L96 158L95 159ZM157 157V156H156ZM18 158V159H17ZM21 158V159H20ZM24 158H26V159H24ZM158 158H157V161H158ZM204 158H205V160H206V158H207V160L205 161L204 160ZM228 158V159H227ZM238 158V159H237ZM13 159H16V160H13ZM31 159V160H30ZM91 159H92V161H91ZM94 159H95V161H97L98 160V162H95L94 161ZM99 159H100V161H99ZM240 159H242V161L240 160ZM7 162H5V161ZM25 160V161H24ZM108 160V161H107ZM136 160V161H135ZM208 160H210V161H208ZM232 160V163L230 162ZM236 162H235V161ZM1 161H4L3 163L1 162ZM12 161H13V163H12ZM15 161H18V162H15ZM19 161H21L20 163H19ZM24 161V162H23ZM89 161V162H88ZM106 161V162H105ZM128 161V162H129ZM134 161V162H133ZM234 161V162H233ZM239 161H241V163L239 162V164H238V162ZM150 163L149 165H146L145 163ZM203 162L206 164V165H203ZM16 163V165L14 166V164ZM24 163V164H23ZM84 163V164H85ZM100 163V164H99ZM209 163V164H208ZM235 163V164H234ZM6 164V165H5ZM95 164H98V165H95ZM139 165L138 167L137 166H135V165ZM144 164V165H143ZM151 164H156V165H151ZM210 164H212V165H210ZM216 165L217 164V166H215L214 167V165ZM218 164H219V166L220 167H223V168H218ZM220 164H222V165H220ZM5 165V166H4ZM11 165V166H10ZM23 165V166H22ZM31 165V166H30ZM184 165H185V163H184ZM203 165V166H202ZM230 165V166H229ZM7 166V167H6ZM14 168H13V167ZM18 166H19V168H18ZM25 166H27V167H25ZM31 168H30V167ZM148 166V167H147ZM225 166V167H224ZM5 167H6V169H5ZM138 169H137V168ZM162 169H161V168ZM179 167H181V168H179ZM19 169V171H18V169ZM23 168V169H22ZM30 168V169H29ZM150 168V169H149ZM152 168V169H151ZM157 168L158 169H161V170H163V171H161V170H157ZM176 168H178V169H176ZM182 168L184 169V170H182ZM193 168V169H192ZM216 168V169H215ZM224 168H226V169H224ZM5 169V170H4ZM22 169V170H21ZM180 169V170H179ZM191 169L193 170V171H196V169H197V173L196 172H193V171H191ZM220 170V171H222L223 172V170H225L223 173L222 172H218V175H216V171H218V170ZM2 170V171H1ZM7 170V171H6ZM13 170V171H12ZM31 170V171H30ZM152 170V171H151ZM166 172H165V171ZM174 170H177V172L175 171V173H173L174 172ZM179 170V171H178ZM227 170V171H228ZM259 173V175L260 176H262V174H261V171H259L258 169H256ZM4 171V173H2ZM8 172L9 171V173L8 174H10V175H8L7 174V176H6V172ZM11 171V172H10ZM15 171V172H14ZM20 171H21V173H20ZM24 171H25V173H24ZM29 172V174L27 173L26 174V172ZM146 171V172H147ZM157 171V172H156ZM18 172V173H17ZM32 172V173H31ZM152 172H154V173H152ZM158 172H159V176H158ZM164 172V173H163ZM181 172V173H180ZM245 174L246 175H243L242 176V174L243 173H236V174H234L233 175V177H234V180H239L240 179V181H241V183H243V179H244V185L245 184H247V185H251V183H252V185L249 187V186H247V187H245L243 184H241L240 185V183H238V187L240 188H242L243 186V188H242V190H239V188L238 187H236V186H230V188L228 187V191H232L231 193H239L238 195H237V197L239 196V198H245V197H247V196H249V193H250V195H253V189H254V191H257V190H259V189H261V188H263V186H264V179H262V182H261V180H257L256 178L255 179H253L254 177H253V175H251V174H249L248 172H247V170L245 169ZM16 173L18 174V176H20V175H23V176H26V177H23L22 176V179H20L21 177H19L18 178V176H16ZM20 173V174H19ZM22 173H24V174H22ZM118 173V172H117ZM129 173V172H128ZM166 173H168L167 175H166ZM173 173V175H170V174H172ZM180 175H179V174ZM184 175H183V174ZM11 174H12V176H11ZM15 174V175H14ZM151 174H155V176L154 175H151ZM177 175V176H175V175ZM181 174H182V176H181ZM238 174V175H237ZM248 174V175H247ZM14 175V176H13ZM29 175H30V177H29ZM148 175V174H147ZM165 175V176H164ZM169 175H170V177H169ZM196 175V176H195ZM199 175V176H198ZM201 175V176H200ZM215 175V176H214ZM221 175V176H222ZM237 175V176H236ZM152 176H154V177H152ZM157 176V177H156ZM162 176H163V178H162ZM173 176H175V177H173ZM190 176V177H189ZM192 176V177H191ZM198 176V177H197ZM220 176V177H221ZM246 176V177H245ZM2 177V178H1ZM15 177H16V179H15ZM31 177H32V179H31ZM159 177V178H158ZM168 177V178H167ZM4 178V179H3ZM25 178H26V180H25ZM35 178V179H34ZM58 180L59 181H62L61 179V175H58ZM139 178V177H138ZM162 178V179H161ZM199 178V179H198ZM213 178V179H212ZM215 178H218V179H216L215 180ZM236 178V179H235ZM251 178L254 180H251ZM20 179V180H19ZM28 179V180H27ZM153 179H157V180H153ZM159 179H161L160 181H159ZM177 179V180H176ZM188 179V180H187ZM193 179V180H192ZM242 179V180H241ZM3 180H4V182H3ZM8 180V181H7ZM12 180V181H11ZM32 180V181H31ZM35 180V181H34ZM39 180V181H38ZM148 180H150V181H148ZM154 181L155 182V184H154V182H152V181ZM164 180V181H163ZM245 180H246V182H245ZM248 180H250V181H248ZM6 181V182H5ZM11 181V182H10ZM17 181H19V182H17ZM41 181V182H40ZM147 181L149 182V184L147 183ZM163 182L164 184L166 183V184H168V185H173L172 187H173V191H175V189H176V191L174 192V194H177V190H179L178 192L181 194V192L184 190V191H186L185 193H184V191H183V194H186V193H188V194H186V195H183V196H188V201L186 200L185 201V199H184V202L186 203V205H188L189 206V208H190V210H191V208H195L196 210L192 213V214H195V215H192V214H190V217H191V219H190V217H189V215H187V216H184L183 215V213H180V210H178V212H177V209L179 208V207H177L176 206V202H174V201H176V199H177V197H179V196H177V195H175V196H177L176 198H175V196H173L174 197V199H173V197H168V198H172V200H173V202L171 201V200H168V201H170V206L171 207H177V208H175V209H173V208H166V206H167V204H168V206L167 207H170L169 206V202L167 201V200H164L165 198L163 197V199H161L162 197L161 196H159V194L157 193V195H158V197L159 198H157V196H155V195H153L154 194V191H158L159 189V186H161L158 182ZM165 181H169V183H167V182H165ZM189 181V182H188ZM196 183H195V182ZM13 182V183H12ZM146 182V183H145ZM190 182L192 183V184H190ZM200 182V183H199ZM208 182H210L211 184H207ZM233 182H235V181H233ZM255 182V183H254ZM259 182V184H257V183ZM6 183H7V185H6ZM12 183V184H11ZM27 183V184H26ZM39 183V184H38ZM121 183H123V186L121 187ZM138 183V184H137ZM141 183H143V184H141ZM154 185H153V184ZM199 185H198V184ZM203 185H202V184ZM213 183V184H212ZM263 183V184H262ZM10 184V185H9ZM21 184V187L20 186H18V185H20ZM118 184V185H119ZM157 184H159V185H157ZM195 184H197V185H195ZM234 184H236L237 185V181L234 183ZM4 187H3V186ZM14 185H15V187H16V189L18 190L19 189V191L17 192V190L15 189V187H14ZM27 185H29V186H27ZM40 185V186H39ZM140 187H139V186ZM192 185V186H191ZM204 185H207V186H204ZM210 185H214L213 187L212 186H210ZM243 185V186H242ZM11 186V187H10ZM27 186V187H26ZM152 186V188L151 189H149L148 187H151ZM155 186L157 187V188H155ZM194 186H195V188H197V189H194ZM203 186V187H202ZM210 186V187H209ZM260 186H262V187H260ZM6 187V188H5ZM20 187V188H19ZM35 187V188H34ZM43 189H42V188ZM116 187V188H115ZM136 187H138V188H136ZM148 188V191H146L147 189H145V188ZM190 187H193V189L192 188H190ZM202 187V188H201ZM209 187V188H208ZM212 187V188H211ZM235 187V188H234ZM9 188H11V189H9ZM135 188L136 189H138V191L137 190H135ZM144 188V189H143ZM161 188H163V187H161ZM160 188V189H161ZM178 188V189H177ZM204 188V189H203ZM219 188H222L223 190H226L227 189V187L226 186H219ZM234 188V189H233ZM237 188H238V190H237ZM6 189H8V190H6ZM35 189H37V190H35ZM153 189H155V190H153ZM232 189V190H231ZM237 191H236V190ZM27 190V191H26ZM40 190V191H39ZM42 190V191H41ZM53 190H51V191H53ZM135 190V191H134ZM139 190H141L142 191V193H145L146 195H147V193H148V195L146 196L145 194H141L140 192H139ZM153 191V194L151 195L150 193H152V191ZM162 190V189H161ZM188 190V191H187ZM197 190H199V193L197 194L196 192H197ZM202 190V191H201ZM204 190L206 191V192H204ZM26 193H25V192ZM39 191V192H38ZM144 191V192H143ZM160 191V190H159ZM189 191L191 192V194L189 193ZM238 191H240V192H238ZM244 191V192H243ZM247 191V192H246ZM4 194H2V193ZM10 192V193H9ZM14 192V193H13ZM21 192V193H20ZM28 192V193H27ZM131 192H134V196H133V193H131ZM138 192V193H137ZM147 192V193H146ZM156 192H155V194H156ZM203 192V193H202ZM243 194H242V193ZM253 192V193H252ZM16 193V194H15ZM20 193V194H19ZM173 193V192H172ZM171 193V194H172ZM178 193V194H179ZM215 193H217V191H215L213 194H215ZM2 194V195H1ZM21 194H22V196H21ZM125 194V195H124ZM130 194H132V196H130L129 197V195ZM138 194H140V196L138 197L137 195ZM174 194H172V195H174ZM201 194V195H200ZM241 194V195H240ZM76 195H80V194H76ZM128 195V196H127ZM135 195H136V197H135ZM146 196L147 197V199H145L146 197H144V196ZM149 195H151L152 197H156L157 198V203H159V202H161L162 200L164 201V202H162V204L161 203H159V205H161V206H159L158 204L156 205V199L155 200H153V199H151L152 197H149ZM21 196V197H20ZM24 196H26V198H24ZM82 196V195H81ZM102 196V195H101ZM181 196H182V194H181ZM180 196V197H181ZM191 196V197H190ZM197 196V197H196ZM9 197H11V201L9 200L10 198ZM14 197V198H13ZM29 199H28V198ZM88 197H90V198H88ZM127 197V199L125 200V198ZM133 197H135V200H134V202H133V200L132 199H134ZM138 197V198H137ZM142 197H143V199H142ZM202 197V198H201ZM7 198V199H6ZM38 198V199H37ZM93 198H95V199H93ZM97 198H98V201H97ZM130 200H129V199ZM150 198V199H149ZM167 198V199H168ZM192 198V199H191ZM3 199V200H2ZM6 199V200H5ZM17 199V200H16ZM31 199V200H30ZM100 199V200H99ZM109 199H111V202H110V200ZM137 199H139V201L137 200ZM141 199V200H140ZM200 199V200H199ZM9 200V201H8ZM16 200V201H15ZM21 200V201H20ZM91 200H93V201H91ZM102 200V201H101ZM104 200V201H103ZM108 200V201H107ZM112 200H113V203H112ZM128 200V201H127ZM146 200H148V201H146ZM152 200L154 201V203L152 202ZM13 201V202H12ZM105 201H107V202H109V203H107V202H105ZM114 201H116L115 203H114ZM167 201V202H166ZM2 202H4L5 204H3ZM7 202V203H6ZM92 202V203H91ZM98 202V203H97ZM100 202V203H99ZM102 202V203H101ZM123 202V203H122ZM136 202L138 203V204H136ZM147 202V203H146ZM184 202H182V203H184ZM201 202V203H200ZM204 202V203H203ZM253 202H254V199H251V201L249 202L250 204H253ZM9 203V204H8ZM26 203V204H25ZM105 203V204H104ZM107 203V204H106ZM134 203V204H133ZM150 203V204H149ZM155 204L154 205V208L151 210V208L148 210V208H149V206H147V205H151V204ZM163 203H165L166 204V206H165V208L167 209H165L164 208V206H162L163 205ZM181 203V204H182ZM206 203V205H203V204H205ZM11 204V205H10ZM98 204V205H97ZM115 204V205H114ZM133 204V205H132ZM164 204V205H165ZM190 204V205H189ZM21 205H23V206H21ZM128 205V207H127V209H126V206ZM18 206V207H17ZM33 206V207H32ZM123 206H125V207H123ZM137 206L139 207V208H137ZM153 206V205H152ZM187 206V207H188ZM205 206V211H203L204 210V207ZM17 207V208H16ZM27 209H26V208ZM133 207H135L134 209H133ZM151 207V206H150ZM156 207V208H155ZM157 207L159 208V209H161L160 211L158 210V215L160 216H158L159 217V219L156 217V211H154V210H156L157 209ZM162 207V208H161ZM184 207V206H183ZM197 207V208H196ZM15 208V209H14ZM21 208V209H20ZM131 208V210L130 211H128L129 209ZM147 208V209H146ZM185 208V207H184ZM199 208H200V210L201 211H199ZM202 208V209H201ZM207 208H208V210L210 211V214H207V218H206V212L208 213V210H207ZM213 208V209H212ZM34 209H35V212H34ZM118 209V210H117ZM144 209H145V211L147 210V212H145L144 211ZM172 209V210H171ZM12 210V211H11ZM15 210V211H14ZM18 210V211H17ZM25 212H24V211ZM26 210L28 211L27 213H26ZM166 210V211H165ZM174 210V211H173ZM207 210V211H206ZM211 210H213L212 212H215L214 214H216V215H214L213 213V216H211ZM10 211V212H9ZM14 211V212H13ZM125 211H127V212H125ZM133 211H135V212H133ZM152 211V212H151ZM154 211V212H153ZM8 212V213H7ZM13 212V213H12ZM20 212V213H19ZM26 213V214H23V213ZM32 212V213H31ZM36 212H37V214H36ZM113 212V213H112ZM129 212V213H128ZM133 212V213H132ZM161 212L163 213L164 212V214H163V216L161 215ZM176 212L178 213L177 215H176ZM195 212H197V213H195ZM204 214V217L207 219V220H203V219H205V218H200L201 217V214ZM202 212H204V213H202ZM14 213H15V216H13L14 215ZM17 213V214H16ZM31 214V216L30 215H28V214ZM36 215H35V214ZM116 213V214H115ZM118 213V214H117ZM132 215H131V214ZM152 213H154L153 214V216H152ZM181 214V216H184V217H186V218H188V219H190V221L193 223V222H195V223H197L198 221H200L201 219L204 221H202V222H198L197 224H195V223H193V225H192V223H190L189 224V222H188V219H184L183 221L184 222H181L182 220V218H181V216H180V214ZM245 213V211H243L242 213H241V215H242V218H244V216H247L246 214H244ZM7 214V215H6ZM124 214H126V215H124ZM34 215V216H33ZM134 215H136V216H134ZM149 217H147V216ZM175 215V216H174ZM193 217H192V216ZM218 215V216H217ZM4 216V217H3ZM7 218H6V217ZM12 216H13V218L14 219H12L13 220V222H11L10 223V221H12L11 220V218H12ZM37 216V217H36ZM137 216H138V218H137ZM143 217V219H142V217ZM146 216V217H145ZM151 216V217H150ZM198 216V217H197ZM203 216V215H202ZM208 216H210V218H208ZM24 217H26V219L24 218ZM28 217V218H27ZM127 217V218H126ZM132 217V218H131ZM134 217V218H133ZM141 217V218H140ZM156 219H155V218ZM169 217V218H168ZM197 219H196V218ZM221 217V218H220ZM4 218V219H3ZM40 218V219H39ZM115 218V219H114ZM126 218V219H125ZM129 218V219H128ZM137 218V219H136ZM140 218V219H139ZM146 218H148V219H146ZM177 218H181L180 220L179 219H177ZM199 218V219H198ZM2 219V220H1ZM122 219V220H121ZM125 219V220H124ZM143 221H142V220ZM170 219V220H169ZM264 219V218H263ZM8 220V221H7ZM36 220V221H35ZM119 220V221H118ZM121 220V221H120ZM125 222H124V221ZM131 220H132V222H131ZM150 220V221H149ZM198 220V221H197ZM224 220V219H223ZM139 221V222H138ZM154 221V222H153ZM167 221H169V223L167 222ZM173 221H175V222H173ZM197 221V222H196ZM252 221V222H251ZM255 221V224L253 223ZM17 222V223H16ZM37 222V223H36ZM113 222V223H112ZM142 222V223H141ZM163 222V225L161 224ZM166 222V223H165ZM224 222H226V221H224ZM262 222V223H261ZM10 223V224H9ZM16 223V224H15ZM24 223V225H21V224H23ZM25 223L28 225H25ZM29 223V224H28ZM36 223V224H35ZM112 223V224H111ZM121 223H123V224H125L126 225V228L124 227V225L122 224L121 225ZM170 223H172V224H170ZM221 223V224H220ZM256 223L258 224V225H256ZM3 224V225H2ZM6 224H7V226H6ZM9 224V225H8ZM15 224V225H14ZM92 224H94V226L96 227L95 229H94V226H92ZM111 224V225H110ZM128 224V225H127ZM159 224V225H158ZM179 224V225H178ZM220 224V225H219ZM259 224H261V225H259ZM14 225V226H13ZM30 225V226H29ZM34 225H35V227H34ZM82 225H84V226H82ZM117 225H119L118 227H117ZM134 225V226H133ZM161 225H162V228H161ZM169 225V226H168ZM171 225H173V226H171ZM185 225V226H184ZM3 226V227H2ZM11 226H13V227H11ZM91 226H92V228H91ZM112 226V227H111ZM121 226V227H120ZM178 226H180V228L178 227ZM191 226V227H190ZM193 226V227H192ZM256 226H258V227H256ZM89 227V228H88ZM111 227V228H110ZM120 227V228H119ZM122 227H123V229H124V232H122V233H120L119 231L122 229ZM131 227V228H130ZM147 227V228H146ZM172 227H173V229H172ZM183 227H185V228H183ZM7 228H8V230H7ZM21 228H23V231H22V229ZM110 228V229H109ZM115 230H114V229ZM118 228V229H117ZM130 228V229H129ZM181 228H182V230H183V232H182V230H181ZM2 229H3V231H2ZM12 229V230H11ZM21 229V230H20ZM89 229H91L90 231H89ZM104 229H106V231H102V230H104ZM107 229H109L110 231L108 232L107 231ZM133 229H134V232H133ZM163 229V230H162ZM225 231H223V230ZM254 229H256V230H254ZM94 230V231H93ZM99 232L100 231V233H98L97 231ZM111 230H114L113 232H115V231H117V233L115 232V233H111ZM131 230V231H130ZM155 230V231H154ZM169 230H171V232H169ZM173 230L175 231H178V232H173ZM229 230V229H228ZM227 230V231H228ZM258 230V231H257ZM86 233H85V232ZM140 231V232H139ZM160 231H162V232H160ZM186 231V232H185ZM6 232H8V233H6ZM22 234H21V233ZM83 232V233H82ZM95 232V233H94ZM103 232H104V234H103ZM138 232V233H137ZM180 232V233H179ZM199 232H200V235L198 236V234H199ZM223 232V233H222ZM250 232V233H249ZM251 232H253V233H251ZM254 232H256V233H254ZM18 233V234H17ZM94 235H92V234ZM109 233V234H108ZM127 233V234H126ZM130 235H129V234ZM142 233H143V235H142ZM171 233V234H170ZM175 233V234H174ZM218 233H220V234H218ZM82 234V235H81ZM99 234H100V236H99ZM112 234V235H111ZM116 234V235H115ZM120 234V235H119ZM124 234H126V236L124 235ZM138 234H140L141 235V237H139L140 235H138ZM170 234V235H169ZM179 234H181V235H179ZM184 234V235H183ZM187 234H189L188 236H185V235H187ZM9 235V236H8ZM10 235H12V236H10ZM14 235H17V237L16 236H14ZM84 235V237H82ZM101 235H103L102 237H101ZM124 235V236H123ZM144 235H146V236H144ZM176 235V236H175ZM191 235V236H190ZM219 235V236H218ZM77 236V237H76ZM85 236H86V238H85ZM99 238H98V237ZM118 236H120V237H118ZM128 236V237H127ZM134 236V237H133ZM144 236V237H143ZM160 236V237H159ZM184 236V237H183ZM201 236V237H200ZM219 238H218V237ZM225 236V237H226ZM22 237V238H21ZM79 237H80V239H79ZM88 237V238H87ZM117 237V238H116ZM124 237V238H123ZM159 237V238H158ZM239 237V238H238ZM245 237H246V239H247V241L245 240ZM252 237V238H251ZM75 238H77V240H80V241H82V242H80V241H76L75 240ZM103 240H102V239ZM121 238H123L124 239V241H123V239H121ZM126 238L128 239L127 240V242L128 241H130V242H125L126 241ZM155 238V240H153V239ZM177 238V239H176ZM179 238V239H178ZM186 238V239H185ZM18 239V240H17ZM85 239H86V241H85ZM108 239H110V240H108ZM117 239H119V240H121V241H119V240H117ZM131 239V240H130ZM133 239H134V243H133ZM140 239V240H139ZM142 239V240H141ZM156 239H158V240H156ZM219 239H220V241H219ZM250 240V242H249V240ZM254 239V240H253ZM74 240V241H73ZM84 240V241H83ZM145 240H147L148 242H152V243H154L155 244V246H156V248L157 249H159L158 250V252H160L159 253V256L156 258L155 257V255L152 253V250L150 249L151 248V246L148 244V246H150V247H147L146 245H147V243H145V242H147V241H145ZM160 240V241H159ZM218 240V241H217ZM18 241V242H17ZM21 241V242H20ZM76 241V242H75ZM102 241H104V242H102ZM110 241H112V242H110ZM172 241H173V243H172ZM179 241V242H178ZM252 241L253 242H256V243H252ZM72 242H74V243H72ZM80 242V243H79ZM110 242V244H109V246H106V245H108V243ZM136 242H138V243H136ZM142 242V243H141ZM156 242V243H155ZM246 242V243H245ZM17 243H19L18 245H17ZM57 243H60V244H63V245H61L63 248V250L62 251H60V248H61V246L60 245H56ZM71 243V244H70ZM76 243V244H75ZM88 243H89V245H88ZM103 243V244H102ZM116 245H118V246H116ZM122 244V245H120V244ZM137 244L138 246H136V245H134V244ZM174 243H176V244H174ZM222 243V244H221ZM234 243V244H233ZM55 244V245H54ZM70 245L69 247L72 249V246L73 247H75V248H73L72 250L69 248V247H67L66 248V245ZM162 246H161V245ZM168 244V245H167ZM246 244H247V246H246ZM251 244V245H250ZM256 244V245H255ZM58 246L59 248H58V251H57V247H54L53 248V246ZM85 245H88V246H85ZM94 247H93V246ZM170 245V246H169ZM252 245H254V246H252ZM20 246V247H19ZM92 246V247H91ZM122 246L123 248H120V247ZM125 246V247H124ZM132 248H131V247ZM158 246V247H157ZM252 246V247H251ZM26 246H24L23 248H25ZM83 247H84V249H83ZM86 247V248H85ZM103 247H105V248H103ZM116 249H115V248ZM129 247V248H128ZM134 247V248H133ZM141 249H140V248ZM144 247V248H143ZM167 247H169V248H167ZM42 248H46V250L44 249H42ZM52 248V249H51ZM77 248V249H76ZM87 248H88V250H87ZM89 248H90V250H93V252L91 251H89ZM103 248V249H102ZM164 248V249H163ZM15 249H16V251H15ZM28 249H32L31 247H28ZM51 249V250H50ZM54 249H56V250H54ZM67 249V250H66ZM75 249V250H74ZM102 249V250H101ZM107 249V250H106ZM120 249H122V250H120ZM163 249V250H162ZM41 250H43V251H41ZM64 250H66V251H64ZM76 250H78V251H76ZM80 250H81V252H80ZM104 250V251H103ZM117 251V253L119 254H117L116 253V251ZM130 250V251H129ZM168 250V251H167ZM170 250V251H169ZM11 251V254L10 255H14V256H9V255H7V253L9 254V252ZM15 251V252H14ZM34 252V248L30 251V252ZM48 251H50V252H48ZM52 251H56L55 253H53ZM63 251H64V253H63ZM69 251H71V252H69ZM74 251H76V253L74 252ZM94 251H95V253H94ZM105 251H106V254H105ZM111 251V252H110ZM114 251V252H113ZM126 251V252H125ZM236 251V250H235ZM240 251V250H239ZM42 252L43 253H45L44 255L42 254ZM58 252H59V254H58ZM66 252H68L67 254H66ZM88 252V253H87ZM107 252H108V254H110V258H109V256L107 255ZM120 252H123V253H120ZM132 252V253H131ZM171 252V253H170ZM221 252V253H220ZM3 253H4V255H3ZM17 253H19V252H17ZM48 253V254H47ZM49 253L51 254L50 255V257H48L49 256ZM79 253L81 254V255H79ZM82 253H83V255H82ZM97 253H99V255L97 254ZM115 253L119 256H117V255H115ZM174 254V255H176L177 256V259H174L173 257H171L170 255L171 254ZM176 253V254H175ZM244 253V254H243ZM75 254H77V256L79 257V258H77V256L75 255ZM88 254V255H87ZM90 254L92 255V257L90 256ZM103 254H105V255H103ZM114 254V255H113ZM121 254V255H120ZM125 256H124V255ZM132 254V255H131ZM148 254V255H147ZM178 254H179V257H178ZM185 256H184V255ZM192 254V255H191ZM197 254H198V256H197ZM234 254H235V252H234ZM239 254V253H238ZM261 256H260V255ZM5 255H7V256H5ZM16 255L18 256V257H16ZM23 255H25L26 257H27V261H26V258L24 259V261H26V263L22 260L23 259ZM33 255H31V256H33ZM62 257H61V256ZM67 255L69 256L68 258H67ZM96 255V256H95ZM131 255V256H130ZM150 255H151V258H150ZM245 255V256H244ZM3 256L5 257V258H3ZM37 256L39 257V256H41L40 258H37ZM59 256V257H58ZM66 256V257H65ZM71 256H73L74 258H72ZM82 258H81V257ZM90 256V257H89ZM97 256H99V257H97ZM108 256V257H107ZM112 256V257H111ZM123 256V257H122ZM128 256H130L131 257V259L128 257ZM133 256V257H132ZM183 256L184 257H186V260H183L184 258H183ZM243 256V257H242ZM7 257H8V259H7ZM9 257H10V259H9ZM15 257V258H14ZM45 257V258H44ZM86 257H89L90 258V260L88 259V258H86ZM107 257V259L105 260V258ZM129 259H128V258ZM154 257V258H153ZM168 259V260H166V258ZM181 257V258H180ZM236 259H235V258ZM238 257V258H237ZM12 258V259H11ZM16 258H17V260H16ZM42 258H43V260L44 261H41L42 260ZM72 258V259H71ZM83 258H84V260H83ZM109 258V259H108ZM117 258V259H116ZM123 258H124V260H123ZM148 258V259H147ZM164 258V259H163ZM189 260H188V259ZM220 258H222V259H220ZM242 258H245L244 260L242 259ZM257 258V259H256ZM5 260V261H3V260ZM20 259V261H18ZM39 259H41V260H39ZM62 259H63V263H62ZM70 259H71V261H70ZM79 259V260H78ZM82 259V260H81ZM89 261H88V260ZM99 259V260H98ZM113 259V260H112ZM116 259V260H115ZM119 259V260H118ZM153 259V260H152ZM159 259V260H158ZM173 259H174V261H173ZM180 259V260H179ZM191 259V260H190ZM2 260V261H1ZM8 260V261H7ZM11 260V261H10ZM13 260V261H12ZM14 260H15V262H14ZM51 260H52V262H51ZM69 260V261H68ZM75 260V261H74ZM85 260L87 261L86 263H85ZM115 260V261H114ZM127 260V261H126ZM153 261L152 263H151V261ZM195 260V261H194ZM232 260V261H231ZM10 261V263H8ZM30 261V262H29ZM38 261H40V262H38ZM46 261V262H45ZM50 261V262H49ZM56 261L58 262V263H56ZM59 261H61V262H59ZM74 261V262H73ZM82 261H83V263H82ZM93 261H94V263H93ZM109 263H108V262ZM113 261V262H112ZM124 261V262H123ZM150 261V262H149ZM160 261V262H159ZM176 261H179V262H177L176 263ZM188 261V262H187ZM5 262V263H4ZM34 262V263H33ZM71 262V263H70ZM89 262V263H88ZM92 262V263H91ZM99 262V263H98ZM105 262V263H104ZM110 262H112V263H110ZM147 262V263H146ZM155 262V263H154Z\"/></svg>", "mask_w": 264, "mask_h": 264}, {"label": "bare ground", "instance_id": "obj_2", "mask_svg": "<svg viewBox=\"0 0 264 264\" xmlns=\"http://www.w3.org/2000/svg\"><path fill=\"white\" fill-rule=\"evenodd\" d=\"M110 0H22L21 2H23L22 4H24V5H22V6H24V9H23V11H24V18H23V20H24V26H26V27H30V28H35V29H38V36H39V38L37 39V40H35V41H25L24 42V44H25V48H26V56H25V58H26V60H33V59H35L36 58V56H34L33 57V54H37V55H42V53H43V47H44V45H45V42H46V36L45 35H47L48 33H54V34H57L58 36H70L71 37V31H74V32H78V30L79 31H84V30H91V28L90 29H88L91 25L90 24H92V27L94 28V25H96V23L94 22V21H96L97 19L99 20V19H101L102 20V23L104 24V23H106L107 21H111V20H109L108 19V17L107 18H105V13L107 14L108 13V11H109V2ZM116 1V0H115ZM127 1V0H126ZM138 1V0H137ZM142 1V0H141ZM198 1H200V4H201V0H198ZM140 2V1H139ZM142 2H144V1H142ZM142 2H140L141 4H136V5H134V6H132L131 8H127L128 10H131L130 12L132 13L133 11H134V15H131L129 12H128V10L124 13V16H125V22L123 23L124 25V27L126 28H124L126 31H128L127 30V28L129 29H132V30H134L135 32H138L139 34L141 33H143L144 34V32H143V30L145 29V28H147L145 25H143V23L144 22H146V23H150V22H155V20L154 19H156V17L157 16H155V14H156V12H157V10H161L162 12H163V9L164 8H166L165 7V5L163 4H161V5H159L158 7H156V8H151V7H149V6H147V5H149L148 3H147V5H146V3L144 2V3H142ZM193 2V1H192ZM197 2V1H196ZM203 2V1H202ZM205 2V1H204ZM138 3V2H137ZM206 3H208V5H209V9H206L205 10V15L206 16H204V17H206V19L204 20L205 21V26H202V28H201V31H200V34H198V36H200V37H202L203 39H205V41H206V39L208 40V38L210 39V40H212V41H215V40H217V37H215V35L216 34H222V33H220L219 32V30H220V27H224V28H227L228 30L230 29V30H239L238 32L239 33H241L242 34V32L243 33H249L248 34V37H251V31L252 32H258L259 30H260V32L262 31V33L264 32V0H207V2ZM113 4H114V2H113ZM112 4V5H113ZM126 4V3H125ZM192 4V3H191ZM198 4V3H197ZM204 4V3H203ZM111 5V4H110ZM208 5H207V7H208ZM116 6V5H115ZM128 6H130V4L128 5ZM155 6V5H154ZM153 6V7H154ZM196 6V5H195ZM198 6H199V4H198ZM113 7V6H112ZM127 7V6H126ZM126 7H125V9H126ZM206 7V8H207ZM116 8V7H115ZM111 9V8H110ZM166 10V9H165ZM164 10V11H165ZM111 11V10H110ZM113 11V10H112ZM111 11V12H112ZM119 11H120V9H119ZM257 11V14H255L254 12H256ZM121 12V11H120ZM120 12H119V14H120ZM113 13H114V11H113ZM122 13V12H121ZM129 13V14H128ZM164 13V12H163ZM118 14V13H117ZM138 14V15H137ZM108 15V14H107ZM158 15V14H157ZM246 15V16H245ZM109 16V15H108ZM131 16H133V17H131ZM161 16V15H160ZM159 16V17H160ZM23 17V16H22ZM59 17H63V20H60L59 19ZM122 17H123V15H122ZM162 17V16H161ZM161 17H160V19H161ZM110 19H111V17H109ZM124 18V17H123ZM160 19H158V17H157V20L156 21H159L160 22ZM187 19V18H186ZM185 19V20H186ZM204 19V18H203ZM57 20H59V21H57ZM237 20H240V21H242V24H240L239 22H237ZM99 22V21H98ZM112 22H113V20H112ZM100 23V22H99ZM109 23H111V22H109ZM203 23V22H202ZM239 23V25L240 26H238L237 24ZM85 24H87L88 26H86ZM107 24V23H106ZM153 24H155V23H153ZM99 25V24H98ZM110 25V24H109ZM148 25V24H147ZM100 26H101V24H100ZM103 26H106V25H103ZM111 26V25H110ZM152 26H154V25H152ZM156 26V25H155ZM200 26V25H199ZM97 27V26H96ZM96 27H95V29H96ZM92 28V29H93ZM98 29H100V27H97ZM144 28V29H143ZM153 29L152 30H154L156 27H152ZM98 29H96V30H98ZM104 29V28H103ZM102 29V30H103ZM150 29V31H148ZM102 30H100L101 32H102ZM105 30H106V28H105ZM99 31V30H98ZM140 31V32H139ZM145 31V30H144ZM146 31H148L147 33H149V32H152L151 31V28L149 27V28H147L146 29ZM221 31V30H220ZM223 31V30H222ZM225 31V30H224ZM241 31V32H240ZM90 32V31H89ZM101 32H98V33H101ZM133 32V31H132ZM134 32V35L136 34ZM218 32V33H217ZM227 32H229V31H226V33ZM235 32V31H234ZM234 32H233V35H234ZM237 32V31H236ZM254 32V33H255ZM256 32V33H257ZM259 32V33H260ZM97 33V32H96ZM108 33V32H107ZM107 33H104V35L105 34H107ZM231 33V32H230ZM246 33V34H247ZM253 33V34H254ZM259 33H257V34H259ZM79 34H81V33H79ZM84 35H85V33H83ZM93 34V33H92ZM101 34H103V32L101 33ZM100 34V35H101ZM133 34V33H132ZM140 34V36H142ZM146 34V33H145ZM224 34V33H223ZM235 34H237L238 35V33H235ZM256 34V35H257ZM264 34V33H263ZM262 34V35H263ZM72 35H74V34H72ZM87 35V34H86ZM108 35V34H107ZM106 35V36H107ZM138 35V34H137ZM225 35V34H224ZM228 35V34H227ZM256 35H255V37H256ZM260 35V41H262V39L264 40V35L262 36V38H261V34H259ZM63 36V37H64ZM75 36H77V35H75ZM99 36V35H98ZM139 36V35H138ZM143 36H145V35H143ZM221 36V35H220ZM229 36V35H228ZM246 36V35H245ZM253 36V35H252ZM84 37H86L87 38V36H83V37H81V35H80V38H79V36H78V39L81 41V39H83V40H85V38ZM91 37V36H90ZM89 37V38H90ZM102 37H104V36H102ZM133 37V36H132ZM131 37V38H132ZM185 37V36H184ZM68 37H66L65 38V40L67 39ZM72 39H74L73 37H71ZM98 38V37H97ZM134 38V37H133ZM136 38V37H135ZM134 38V39H135ZM214 38H215V40H214ZM253 39H257V37L256 38H254V36L252 37ZM259 38V37H258ZM68 39H70V38H68ZM91 39V38H90ZM201 38H199V40L198 41H203V40H200ZM75 40V39H74ZM92 40H93V38H92ZM96 40V39H95ZM221 40V39H220ZM249 40V39H248ZM254 40V41H255ZM67 41V40H66ZM66 41H65V43H66ZM69 41L70 40H68V43H69ZM76 41H77V38H76ZM76 41H74V42H76ZM79 41V42H80ZM86 41V40H85ZM94 41V40H93ZM205 41H203V42H205ZM212 41H210V43H212ZM217 41H219V40H217ZM224 41H226V40H224ZM257 41H258V39H257ZM71 42H72V40H71ZM78 42V41H77ZM82 42H84V41H82ZM89 42V41H88ZM87 42V43H88ZM92 42V41H91ZM202 42V43H203ZM223 42V41H222ZM221 42V43H222ZM227 42V41H226ZM23 43V42H22ZM201 43V42H200ZM206 43V42H205ZM220 43V42H219ZM218 43V44H219ZM255 43V42H254ZM76 44V43H75ZM79 44V43H78ZM82 44V43H81ZM227 44V43H226ZM235 44V43H234ZM233 44V45H234ZM260 44V43H259ZM259 44H258V48L260 47V46H262V45H260L259 46ZM66 45V46H65ZM64 46L65 47H69L70 45L72 46L73 44H65ZM80 45V44H79ZM92 45V44H91ZM114 45V44H113ZM113 45H110V46H113ZM116 45V44H115ZM225 45V44H224ZM231 45L230 44V46H228V48H220L219 49V51L217 52L219 55H218V57H220L221 59H223V61H224V59L225 58H228V57H230L229 59L231 60L230 61V63H229V61H228V63H227V67L229 68V65L228 64H230L231 66V68H232V71L231 70H229V72H230V75L229 76H231V79L234 81V80H238V79H241L242 77H243V79H241V80H243L244 81V78H245V81H246V78L247 77H250V79H251V76L254 74L255 75V72L253 73V70L255 71L256 69V63H255V60H256V58L257 57H260L259 56V53L260 52H258V53H255L254 55H253V53L251 54V53H249V52H246V51H244V50H240V49H238L237 48V44L236 45ZM239 45V44H238ZM245 45H247V44H245ZM249 46L250 45H253V44H248ZM47 46V45H46ZM63 46V47H64ZM77 46V45H76ZM86 46V45H85ZM219 46V45H218ZM223 46V45H222ZM227 46V45H226ZM226 46H224V47H226ZM242 46V45H241ZM240 46V47H241ZM256 46V45H255ZM88 47V46H87ZM86 47V48H87ZM91 48H93L92 46H90ZM212 47V46H211ZM215 47V46H214ZM243 47V46H242ZM251 47V46H250ZM253 47H254V45H253ZM264 47V46H263ZM45 48V47H44ZM83 48V50H84V47H82ZM85 48V49H86ZM105 48V47H104ZM261 48V47H260ZM55 49V48H54ZM60 49H63L62 47L60 48ZM65 49V48H64ZM76 49V48H75ZM100 50H102L101 48H99ZM188 48H186V50H187ZM191 48H189V50H190ZM200 49V48H199ZM210 49V48H209ZM241 49H243V48H241ZM244 49H246V48H244ZM25 50V49H24ZM48 50H49V52H48ZM65 50H67V49H65ZM65 50H64V52H65ZM72 50V49H71ZM89 50H91V49H89ZM99 50V51H100ZM105 50V49H104ZM5 51V50H4ZM46 51V50H45ZM53 50H51V52H52ZM57 51V50H56ZM54 52V55L55 54H57V52ZM73 51H75V50H73ZM73 51H70V52H72L73 54H70V55H75V56H77L78 58H81V57H84V55H83V52L82 53H80V50H79V53H76V54H74V52ZM77 51V50H76ZM93 51H95V50H93ZM116 52H118L117 50H115ZM121 51V50H120ZM119 51V52H120ZM200 51V50H199ZM210 51V50H209ZM214 51V50H213ZM24 52V51H23ZM47 52L49 53V55L50 54H53V52L51 53L50 52V49H47ZM46 52V53H47ZM67 52H69V51H67ZM84 52H85V50H84ZM89 52V51H88ZM87 52V53H88ZM105 52V51H104ZM118 52V53H119ZM204 52V51H203ZM251 52H252V50H251ZM25 53V52H24ZM45 53V54H46ZM63 53V52H62ZM86 53V52H85ZM189 53H190V51H189ZM194 53V52H193ZM207 53H208V51H207ZM216 53V54H217ZM262 53V52H261ZM264 53V52H263ZM67 53L65 52V53H63V55H66ZM69 54H67L66 55V57L69 55ZM94 54V53H93ZM116 54V56L118 55L117 53H114V55ZM206 54V53H205ZM215 54V55H216ZM43 55H44V53H43ZM48 55V54H47ZM58 55V54H57ZM55 56L57 59H58V57L59 58H61V56ZM60 55V54H59ZM87 55V54H86ZM89 55H91V54H89ZM113 55V54H112ZM80 56V57H79ZM200 56H201V54H200ZM198 54L197 55H193V56H188V55H179L178 57H174L175 59L174 60H172L171 62H170V65L171 66H169V67H172V68H174V70H170L169 68V71L170 72H172V73H174L175 71H177L178 72V70H180V67H182V68H188V69H190L189 68V64L191 65L192 64V66L191 67H195L196 69L197 68H201V69H206V67H208V66H211V65H209V63L208 62H210V60L212 59L211 57H207V58H204V57H200ZM217 56V55H216ZM264 56V55H263ZM33 59H32V58ZM51 56H49V58H50ZM63 57V56H62ZM66 57H65V59H66ZM110 57V56H109ZM113 56H111L109 59L111 60V58H112ZM118 57H121V56H118ZM124 57V56H123ZM140 57V56H139ZM256 57V58H255ZM31 58V59H30ZM39 58H41L42 59V57H39L38 56V59ZM53 58V57H52ZM55 58V59H56ZM72 58H74V57H72ZM76 58V57H75ZM87 58H89V57H87ZM117 58V57H116ZM173 58V57H172ZM208 58H209V60H208ZM211 58V59H210ZM213 58H214V60H215V56H213ZM262 58V57H261ZM62 59V58H61ZM68 59V58H67ZM67 59L65 60V61H67ZM86 59V58H85ZM115 59V58H114ZM136 59H139V58H136ZM135 59V60H136ZM140 59H141V57H140ZM146 59V58H145ZM145 59H142L143 61H145ZM171 59V58H170ZM220 59V60H221ZM228 59V60H229ZM37 60V59H36ZM45 60V59H44ZM44 60H42L43 62H44ZM51 60V59H50ZM71 60V59H70ZM73 60V59H72ZM76 60V59H75ZM74 60V61H75ZM124 60H126V57H125V59ZM131 60V59H130ZM148 60V62L149 61H151V62H153L151 59L149 60V59H147ZM213 59L211 60V62H215ZM219 60V59H218ZM217 60V58H216V61H218ZM219 60V61H220ZM25 61V60H24ZM39 61V60H38ZM37 61V62H38ZM41 61V60H40ZM41 61V62H42ZM53 61V60H52ZM74 61H73V63H74ZM118 61H119V59H118ZM122 61H123V58H122ZM127 61V60H126ZM132 61V60H131ZM134 61V60H133ZM132 61V62H133ZM140 61V60H139ZM143 61H142V63H143ZM28 61H26V63H27ZM45 62H47V60H45ZM49 62V61H48ZM47 62V63H48ZM51 62V61H50ZM49 62V63H50ZM75 62H77V61H75ZM85 62V61H84ZM114 62H116L117 63V61H114ZM124 62V61H123ZM131 62V64H134V63H132ZM147 62V61H146ZM147 62V63H148ZM226 62V61H225ZM25 63V64H26ZM40 63V62H39ZM88 63V62H87ZM109 63H112V61H110ZM119 63H121V60H120V62ZM119 63L117 64V65H119ZM127 63V62H126ZM142 63H140V65L142 64ZM15 64V63H14ZM34 64V63H33ZM33 64H32V67H35V66H33ZM68 64H70V63H68ZM81 64V63H80ZM122 64V63H121ZM136 64H137V61H136ZM216 64V63H215ZM28 65V64H27ZM27 65H24V66H27ZM36 65V64H35ZM48 65V64H47ZM58 65H60V64H58ZM65 65V64H64ZM77 65V64H76ZM82 65V64H81ZM85 65V64H84ZM83 65V66H84ZM91 65V64H90ZM94 65V64H93ZM92 65V66H93ZM114 65V64H113ZM130 64L128 63V68L130 67L129 66ZM144 65V64H143ZM194 65V66H193ZM208 65V66H207ZM221 65V64H220ZM220 65H218V67H220ZM223 65V64H222ZM44 66V65H43ZM51 66V65H50ZM53 66V65H52ZM66 66H67V64H66ZM70 66H74L73 64L72 65H70ZM77 66H79V64L77 65ZM91 66V67H92ZM123 66V65H122ZM121 66V67H122ZM155 66V65H154ZM217 66V65H216ZM48 67H49V65H48ZM58 67V66H57ZM62 66H60V68H61ZM69 66H67V69H69L68 68ZM76 67V66H75ZM81 67V66H80ZM118 67V66H117ZM124 67V66H123ZM122 67V68H123ZM214 67V66H213ZM223 67V66H222ZM226 67V65H225V67L224 68H226V69H228ZM12 68H14V66L12 67ZM31 68V67H30ZM36 68H38V66L36 65ZM41 67H39V69H40ZM46 68V67H45ZM45 68L43 67V69H44V71H45ZM55 68V67H54ZM77 68V67H76ZM100 68V67H99ZM106 68H108V67H106ZM39 69H38V71H39ZM62 69H63V67H62ZM66 69V70H67ZM71 69H72V67H71ZM82 69V68H81ZM92 69V68H91ZM101 69V68H100ZM109 69V68H108ZM107 69V70H108ZM119 69H121V68H119ZM126 69V68H125ZM184 69H182L183 71H184ZM187 69V70H188ZM193 69V68H192ZM195 69V70H196ZM201 69L199 70H197L198 72L200 71V72H203L204 70H202L201 71ZM210 70L212 69V67L211 68H209ZM208 68L206 69L207 70V72L206 73H208V70H209ZM225 69V70H226ZM28 69L26 68V71H27ZM31 70V69H30ZM42 70V69H41ZM59 70V69H58ZM83 70H85V69H83ZM89 70V69H88ZM87 70V71H88ZM152 70V69H151ZM194 70V69H193ZM192 70V71H193ZM213 70V69H212ZM214 70H216V68L214 69ZM218 70V69H217ZM224 70V71H225ZM36 71V70H35ZM64 71V69L62 70V72ZM86 71V70H85ZM85 71H83V73H85ZM103 71V70H102ZM161 71V70H160ZM158 72V70L157 71H155L154 70V73L155 72H158V74H160V73H162V71L161 72ZM166 72H165V74L166 73H168L169 71L167 70V68H166V70H165ZM168 71V72H167ZM182 71V73H186L185 71L183 72ZM191 71V70H190ZM190 71H187V73L186 74H189L188 72H190ZM251 71H252V73L253 74H251ZM16 72V71H15ZM42 72V71H41ZM49 72V71H48ZM53 72V71H52ZM54 72H55V69H54ZM53 72V73H54ZM65 72V71H64ZM91 72H93V71H91ZM101 72V71H100ZM169 72V73H170ZM176 72V73H177ZM181 72V71H180ZM199 72V73H200ZM213 72H215V71H213ZM229 72L227 73V75L226 74H224L223 73V71L221 72V73H223V75L225 76H228V74H229ZM16 73H18V72H16ZM56 73V72H55ZM59 73H61V72H59ZM81 73V72H80ZM105 73V72H104ZM146 74H149V73H152V72H149V73H147V72H145ZM164 73V72H163ZM191 73V72H190ZM204 73H205V71H204ZM204 73H201V74H204ZM205 73V74H206ZM218 73V75L220 74L219 72H217ZM242 73V77H241V75H239V74H241ZM63 74H65V73H63ZM69 74V73H68ZM82 74V73H81ZM81 74H79V75H77L75 78L77 79V77H79ZM89 74H90V71H89ZM97 74V73H96ZM95 74V75H96ZM112 74V73H111ZM130 73H128V71H126V73L125 74H123L122 76H125V77H127V76H129V79L131 78V77H133L134 79L135 78H137L136 76L134 77V76H130L129 75ZM175 74V73H174ZM209 74V73H208ZM216 74V73H215ZM251 74V75H250ZM15 75V74H14ZM50 75V74H49ZM83 75V74H82ZM140 75H141V73H140ZM143 75V74H142ZM145 75V74H144ZM151 75H153V73L151 74ZM155 75H157V73L155 74ZM44 76V75H43ZM62 76V75H61ZM84 76V75H83ZM82 76V77H83ZM87 76H89V75H87ZM100 76V75H99ZM122 76H120L119 78L120 79H118V78H114V77H111V76H109V75H107V74H104V75H102L100 78H97L98 79V85L96 86V87H93V88H90V94L88 95V96H86L85 98H80V99H77V101H76V103L74 104V105H72V107L70 108V110L72 109V111H71V115L69 114L68 115V117L66 118V119H64L63 121H61L58 125H56L55 126V124H54V128L50 131L51 133H49V134H51V140H50V143L49 144H45V146H46V149H45V151L43 152V153H41V154H38L37 155V157L35 156V161H34V159L32 160V161H30V163H31V165L33 166V168L34 169H31V170H34V171H32V172H34V175L33 176H35V178L37 177L38 178V176H39V178L41 177V180H43V186L45 185V186H47L46 188H48L53 182H54V190H53V188L51 189V190H53V191H48V189H44L42 192H43V197L41 198V200H36V203H37V206H35L36 207V209L38 210V216H40L41 217V221L39 222V223H37V225H36V229L35 230H33V229H31V228H27V230H24V231H26V234H24V232H23V235H26V237H25V239L23 240L27 245H24V246H26L25 248H23V247H21L20 249H18L17 247H15L16 249H17V251H16V249H15V253L14 254H17V255H20L21 256V254H26V256L28 255V260L30 259L29 257H35L34 255H33V253L35 254L36 253V250L37 249H39V248H41V247H46V245L47 244H49L50 242H52V243H55V242H53V241H58V242H60V243H64V242H66V240L68 241L69 239H73L72 237L75 235V234H77L78 232H77V230H76V228L74 227L75 225H77V224H80V226H81V224H83L84 222H88V223H94V224H96V225H98V227H100V228H104V227H109V226H107L108 224H109V222L110 221H112V219H113V215H110V214H107V213H104L103 212V210H102V208L101 207H99V208H97V207H94V205L93 204H90L89 203V200H87V198H84V197H86L87 195L88 196H93L94 197V193L96 192V196H97V193H99V194H101L98 198H103V197H105L106 195H109V197L111 198V197H116V201L118 200V199H121V197L123 196L122 195V193L124 192H130V191H132L133 189H134V187H130V186H124L123 188H121V189H114L113 187H112V185L113 184H111V183H114V186H115V184H116V186H117V188L120 186V182H121V180H123L124 181V183L125 182H128V183H134V182H138L140 179L141 180H144V181H146V179H148L149 177H150V174H149V172L147 171V169H144V168H140V169H138L137 167L139 166H137V165H135V166H137L136 168L138 169L136 172L134 171L133 173H130V172H132V168L134 167V166H132L131 165V163L132 162H130L129 160H134V159H136V160H138L137 162H139L138 164H142V161H139V159L140 158H142L146 153H148L149 152V154H150V152H151V154L152 155H154V154H156V153H154V152H152L153 151V149H155V148H157V149H160V150H165V149H167L166 147H168V146H166L165 147V145H168L169 143H168V141H170V140H172V138H173V136H174V134L173 133H175L178 129V125H176V126H178L177 128H175L176 126L174 125V127H170V128H164V129H162L161 128V130H154V131H152L149 135H147L146 137H144V138H142V139H132L131 141H129L127 144H125L124 146H123V148H122V150H121V154H119V156H117V157H119V159L117 160V162H115L114 164H108V165H103V166H101V167H99L98 169L97 168H93V169H91V167L93 166V164H94V162L92 161V159H91V161L93 162V164H92V166H88L86 163H85V161H83V159H84V157H86L85 158V160H87V158H89V157H87V156H91L92 157V154H97L98 155V157H100V159H101V152L100 151H102V150H106L107 151V149L109 148V144L107 145V143H111L112 144V139H110V141H108L109 139V137L108 138H106V137H104L103 135H92V134H90V135H92L91 137H88V138H84V137H80V135L79 136H77L78 135V133H83V132H79V125H78V121L83 117V118H85V119H87L86 118V116H89L90 117V115H91V117H93L92 115L93 114H96V113H101L102 111H109L110 112V114H112V115H114V116H116L117 115V117L119 116H121V115H123V113L125 112V114L127 113L128 114V111L129 110H131V111H133V109H134V112H136L135 110H137L138 109V111L140 110V111H143L144 109L143 108H145V110H146V108L155 100L156 101V99L157 100H159V99H161V98H163L162 96V94L160 95H158V96H156V97H145V96H143V95H141V92H139V93H137L135 96H133L132 98L131 97H125V98H123V97H120V98H118L117 97V99L116 98H114V99H109V96H107V91H109V89L107 88L106 89V85L107 84H109V82L110 81H114V82H116V81H121V77ZM209 76V75H208ZM210 76H211V73H210ZM220 76V75H219ZM218 76V77H219ZM222 76V75H221ZM224 76H222L223 78H225V79H227L228 77H224ZM64 77V76H63ZM213 77V76H212ZM216 77V76H215ZM241 77V78H240ZM253 77V76H252ZM70 78V77H69ZM68 77L66 78L67 80L69 79ZM80 79H81V77H79ZM87 78V77H86ZM85 78V79H86ZM209 78V77H208ZM220 78V77H219ZM80 79H78V80H80ZM116 79H118V80H116ZM122 79H124V77L122 78ZM125 79H128V77L127 78H125ZM132 79V78H131ZM133 79V80H134ZM215 79V78H214ZM216 79H218V78H216ZM221 79V78H220ZM219 79V80H220ZM254 79V78H253ZM70 80V79H69ZM82 80V79H81ZM132 80V81H133ZM255 80V79H254ZM75 81V80H74ZM84 81V80H83ZM93 81V80H92ZM127 81H129V80H127ZM217 81V80H216ZM215 81V82H216ZM222 81V80H221ZM225 81V80H224ZM239 81V80H238ZM248 81V80H247ZM253 81V80H252ZM76 82V81H75ZM74 82V83H75ZM89 82V81H88ZM91 82V81H90ZM218 82V81H217ZM216 82V83H217ZM14 83V82H13ZM53 83V82H52ZM83 83V82H82ZM111 83V82H110ZM208 84H210L209 82H207ZM79 84V83H78ZM85 84H87V83H85ZM249 84H254V82L253 83H248V85ZM3 85V84H2ZM17 85V84H16ZM75 85V84H74ZM91 85V84H90ZM234 85H237V84H234ZM239 85V84H238ZM241 85V84H240ZM264 85V84H263ZM31 86V85H30ZM49 86V85H48ZM83 86V85H82ZM85 86V85H84ZM87 86H88V84H87ZM209 86V85H208ZM219 86V85H218ZM225 86V85H224ZM227 86H229V87H231V85H227ZM227 86H225V87H227ZM233 86V85H232ZM250 86H252V85H250ZM4 87H6V86H4ZM3 87V88H4ZM8 87V86H7ZM90 87V86H89ZM107 87H109V86H107ZM204 87V86H203ZM239 87V86H238ZM246 87V86H245ZM253 87V86H252ZM251 87V88H252ZM257 87V86H256ZM9 88V87H8ZM8 88H7V92H8ZM72 88V87H71ZM74 88V87H73ZM80 88H81V86H80ZM88 87H86V89H87ZM213 88V87H212ZM216 88H219V87H216ZM216 88H214L215 90H217ZM237 88V87H236ZM16 88H14V90H15ZM76 89V88H75ZM85 91H86V89L85 88H83ZM89 89V88H88ZM87 89V90H88ZM246 89H247V87H246ZM1 90V89H0ZM6 90V89H5ZM20 90V89H19ZM79 90V89H78ZM81 90V89H80ZM205 90V89H204ZM203 90V91H204ZM213 90V89H212ZM222 90V89H221ZM232 90V89H231ZM237 90V89H236ZM242 90H243V88H242ZM248 90V89H247ZM254 90V89H253ZM10 91V90H9ZM72 91H73V89H72ZM82 91V90H81ZM84 91V92H85ZM206 91V90H205ZM208 91V90H207ZM230 91V90H229ZM254 91H256V90H254ZM253 91V92H254ZM260 91V90H259ZM15 92H17V91H15ZM14 92V93H15ZM19 92V91H18ZM71 92V90L69 91V92H64V95L66 94V95H68V94H71L70 93ZM84 92H82V93H84ZM160 92H162V91H160ZM222 92H223V90H222ZM224 92H225V90H224ZM241 92V91H240ZM245 91H243V94L244 95H246L247 94V92H246V94L244 93ZM2 93V92H1ZM10 93V92H9ZM88 93V92H87ZM206 93H208V92H206ZM209 93H210V91H209ZM208 93V94H209ZM211 93H214V91L213 92H211ZM216 93V92H215ZM227 93V92H226ZM236 93V92H235ZM237 93H238V91H237ZM256 93V92H255ZM262 93V92H261ZM260 93V94H261ZM4 94V93H3ZM11 94V93H10ZM24 94V93H23ZM22 94V95H23ZM73 94V93H72ZM71 94V95H72ZM78 94V93H77ZM223 95H225L224 93H222ZM230 94V93H229ZM252 94V93H251ZM9 95V94H8ZM31 95V94H30ZM34 95V94H33ZM32 95V96H33ZM64 95H62L63 97H64ZM65 95V96H66ZM75 95V94H74ZM82 95V94H81ZM80 95V96H81ZM214 95V94H213ZM216 95V94H215ZM218 95V94H217ZM222 95V96H223ZM257 95V94H256ZM255 95V96H256ZM7 96V95H6ZM6 96H4L3 98H0V100L2 99V100H4V98L6 97ZM13 96V95H12ZM18 95H16V97H17ZM19 96H21V95H19ZM38 96V95H37ZM56 96V95H55ZM54 96V97H55ZM254 96V97H255ZM258 96V95H257ZM257 96L255 97V98H257ZM14 97V96H13ZM34 98L36 97V94H35V96H33ZM33 97H32V99H33ZM58 97V96H57ZM62 97V98H63ZM76 97H77V95H76ZM169 97H170V95H169ZM215 97V96H214ZM221 97V96H220ZM239 97H243L242 96V93H241V96L239 95ZM245 97V96H244ZM251 97H253V95H251ZM250 97V98H251ZM20 98V97H19ZM37 98V97H36ZM60 98V97H59ZM62 98H61V100H62ZM79 98V97H78ZM165 98V97H164ZM167 98V97H166ZM207 98V97H206ZM12 99V98H11ZM21 99V98H20ZM29 99H30V97H29ZM58 99V98H57ZM56 99V100H57ZM68 99V98H67ZM72 99V98H71ZM204 99V98H203ZM218 99V98H217ZM2 100H1V102H2ZM5 100H7V99H5ZM25 100V99H24ZM63 100H64V98H63ZM165 99H162V100H160L161 102L162 101H164ZM231 100V99H230ZM230 100L228 101L229 103H230ZM9 101V100H8ZM11 101V100H10ZM8 102V103H11V102ZM23 101V100H22ZM34 101H36V99H34ZM33 101V102H34ZM59 101V100H58ZM65 101V100H64ZM159 101V102H160ZM232 101V100H231ZM240 101V100H239ZM242 101H246L245 99H243ZM256 102H258L257 100H255ZM4 102V101H3ZM13 102V101H12ZM26 102V101H25ZM32 102V101H31ZM31 102H28V103H30L31 104ZM33 102H32V104H33ZM37 102V101H36ZM66 102H67V100H66ZM73 102V101H72ZM226 102V101H225ZM225 102H223V103H225ZM227 102V103H228ZM235 102V101H234ZM247 102H249V101H247ZM251 102V101H250ZM249 102V103H250ZM8 103H6V105H8V106H11V105H9ZM20 103V102H19ZM70 103V102H69ZM166 103V102H165ZM165 103H161L162 105L163 104H165ZM169 103H171V102H169ZM168 103V104H169ZM3 104V103H2ZM5 104V103H4ZM12 104V103H11ZM21 104H23V103H21ZM64 104H66V103H64ZM72 104V103H71ZM153 104V103H152ZM157 104V103H156ZM155 104V105H156ZM161 104H159V105H161ZM167 104V103H166ZM189 104H191V103H189ZM203 105H202V107H201V109H200V112H199V114H201V113H204V112H209L210 114H212V115H210V116H216L217 117V115L216 114H218V115H222L224 112L226 113V111H221V109H223L224 107L222 106L223 104H222V100H213L212 102H210L209 104H206V105H204V103H202ZM232 104V103H231ZM245 104H246V102H245ZM251 104V106H253L252 105V103H250ZM257 103H255L254 105H256ZM14 105V104H13ZM34 105H36V104H33V106ZM54 105V104H53ZM70 105V104H69ZM68 105V106H69ZM159 105L157 104L156 106H154L155 108L158 106L159 107ZM170 105V104H169ZM198 105V104H197ZM225 105V104H224ZM241 105H244V104H241ZM5 106V105H4ZM24 106V105H23ZM42 106H44V105H42ZM66 106V105H65ZM239 107L240 105L238 104H236L235 105V108H237V107ZM245 106V105H244ZM247 106H249V105H247ZM6 107V106H5ZM4 107V108H5ZM12 107V106H11ZM17 107H20V106H17ZM27 107H29V105H27ZM49 107V106H48ZM154 107H152L151 108V106L150 107H148V108H151L152 110H153V112L155 111V108ZM157 107V108H158ZM164 109H165V107L164 106H162ZM200 107V106H199ZM228 107H229V105H228ZM228 107H226L228 110H229V108ZM230 107H232L233 108V105H230ZM241 107V106H240ZM250 107V106H249ZM3 108V107H2ZM1 108V110L3 111V110H5V109H2ZM14 108V107H13ZM13 108H11V109H13ZM21 108V107H20ZM19 108V110H22V109H20ZM51 108V107H50ZM53 108V110L56 108V107H52ZM51 108V109H52ZM154 108V109H153ZM168 108H170V107H168ZM234 108V109H235ZM247 108V107H246ZM7 109V108H6ZM10 109V110H11ZM24 109V108H23ZM34 109V108H33ZM48 109V108H47ZM141 109H143V110H141ZM167 109V108H166ZM0 110V111H1ZM9 110V109H8ZM8 110H5V111H8ZM66 110V109H65ZM150 110V109H149ZM156 110H158V109H156ZM197 110V109H196ZM245 110V109H244ZM249 110H250V108H249ZM16 111V110H15ZM17 111H18V109H17ZM22 111H24V110H22ZM27 111V110H26ZM29 111V110H28ZM44 111V110H43ZM54 111H56V110H54ZM59 111H60V109H59ZM99 111H101V112H99ZM140 111L138 112V114L140 113ZM151 111V110H150ZM159 111H161V109H159ZM158 111V113H163V112H159ZM165 111V110H164ZM193 111V110H192ZM230 111V110H229ZM241 111H243V109H241ZM252 111H254L253 109H252ZM251 111V112H252ZM4 112V111H3ZM10 112V111H9ZM8 112V113H9ZM30 112H32L31 110H30ZM46 112H47V110H46ZM64 112H66V111H64ZM109 112H108V114H109ZM144 112V111H143ZM146 113L147 112H149V111H145ZM153 112H151L152 113V116L151 115H149V114H143V116L144 117H148V118H146V119H149V116H151V118L152 119H154L153 118V116H155L156 117V115H154V113H156L157 114V111H155L154 113ZM222 112V114H220ZM249 113H250V111H248ZM2 113V112H1ZM14 113V112H13ZM12 113V114H13ZM19 113L21 114V111H19ZM26 113V112H25ZM35 113V112H34ZM33 113V114H34ZM51 113V112H50ZM150 113V112H149ZM193 113V112H192ZM208 113V114H209ZM232 113H234V115L237 113H235V111H231V113H229L230 115L232 114ZM239 113V112H238ZM242 113H244V116L246 117V116H248L249 115V113H248V115H245L246 113L245 112H242ZM254 113H255V111H254ZM3 114H5V113H3ZM16 113H14V115H15ZM20 114H18V112H17V115L19 116ZM29 114H32V113H29ZM41 114H42V112H41ZM46 114H48V113H46ZM61 114V113H60ZM108 114H106L105 113V116H106V118L108 117V116H110V115H108ZM130 114V113H129ZM128 114V115H129ZM132 114L133 113H131V115L130 116H132ZM135 114H137V113H135ZM199 114H198V111L196 112V111H194V113H193V116L194 117H199ZM207 114V113H206ZM240 114V113H239ZM256 114H257V112H256ZM255 114V116H257ZM57 115V114H56ZM99 115H103V113H101V114H99ZM98 115V116H99ZM108 115V116H107ZM128 115H126V116H128ZM134 115V114H133ZM146 115V116H145ZM205 115V114H204ZM233 114H232V116H234ZM241 115V114H240ZM251 115V114H250ZM250 115L248 116V119L247 120H249V117H250ZM10 116V115H9ZM21 116V115H20ZM28 116V118L30 117L29 115H27ZM26 116V117H27ZM37 116V115H36ZM36 116H35V118H36ZM39 116V115H38ZM41 116V115H40ZM50 116H52V115H50ZM53 116H55V114L53 115ZM125 116V118L127 119V117ZM201 116L202 117H204L205 118V116H203L202 114H201ZM201 116L199 117L200 119H201ZM207 116V115H206ZM228 116V114L225 116L224 115V117H227ZM232 116H229V117H231V118H227V121L229 120V122L233 119L232 118ZM241 116H243V115H241ZM15 116H13V118H14ZM26 117H23V122L26 120ZM56 117V116H55ZM60 117V116H59ZM88 117V118H89ZM90 117V118H91ZM101 117V116H100ZM111 117V116H110ZM122 117V116H121ZM129 117V116H128ZM235 117V116H234ZM257 117H259V116H257ZM257 117L256 118H254V119H257ZM32 118V117H31ZM31 118H29V119H31ZM34 118V117H33ZM48 118H50V117H48ZM89 118V119H90ZM124 118V116L122 117V118H120V119H124V120H126ZM150 118V119H151ZM222 119H224L223 117H221ZM220 118V119H221ZM251 118V117H250ZM253 118V117H252ZM259 118H262L261 116L259 117ZM20 119H21V117H20ZM29 119H27L28 121H29ZM44 119H46V117L44 116ZM149 119V120H150ZM190 119V118H189ZM192 119V118H191ZM190 119V122L191 121H195V123H197L196 122V119L197 118H195V119H193V120H191ZM210 120V118L209 117H207V118H205V120ZM216 119V118H215ZM215 119H213V120H215ZM219 118H218V120H220ZM226 119V118H225ZM4 120V119H3ZM35 120V119H34ZM43 120V119H42ZM95 120H96V122H95ZM99 120H103V119H94V122L93 123H97V122H99ZM104 120H106V119H104ZM104 120L102 121V122H104ZM155 120V119H154ZM207 120V121H208ZM21 121V120H20ZM52 121V120H51ZM87 121V120H86ZM85 121V122H86ZM89 121V120H88ZM153 121V120H152ZM202 121H204V120H202L201 119V122ZM210 121H212V119L210 120ZM208 122V123H210L211 124V122ZM222 121V120H221ZM221 121H217L218 123L219 122H221ZM226 121V120H225ZM224 121V122H225ZM260 121H262V120H260ZM264 121V120H263ZM12 122V121H11ZM19 122V121H18ZM22 122V121H21ZM22 122V124H24ZM25 122H27V121H25ZM33 122V121H32ZM44 123H45V121H43ZM42 122V124H44ZM50 122V121H49ZM83 122H84V119H83ZM178 122V121H177ZM206 121H204L203 123H205ZM213 122H215V121H213ZM258 122V121H257ZM40 123V122H39ZM56 123H57V121H56ZM86 123H89V125L88 126H90L91 124H92V122H91V124H90V122H86ZM85 123V124H86ZM100 123H101V121H100ZM189 123V121H187V123L186 124H188ZM198 123H199V120H198ZM221 123H223V122H221ZM226 123V122H225ZM225 123H223V125L225 124ZM1 124V123H0ZM32 124V123H31ZM79 124H80V122H79ZM81 124H82V119H81ZM80 124V125H81ZM183 124V123H182ZM189 124H191V123H189ZM194 124V123H193ZM193 124H191L192 125V127H193ZM206 124V123H205ZM215 124V123H214ZM220 124V123H219ZM218 124V125H219ZM228 124V123H227ZM230 124V123H229ZM263 124H264V122H263ZM2 125H3V123H2ZM10 125V126H9ZM11 125L12 124H8V126H7V123L5 124L4 123V126H6V127H8V129L10 128L11 129ZM26 126L27 125H29V122H28V124H25ZM40 125H41V123H40ZM39 125V126H40ZM185 125V124H184ZM196 125H198V124H196ZM196 125H194V127H193V131L195 132V130L194 129H198L197 127H196ZM206 125H208V127H210V129L212 128V126H213V124H212V126L210 125L209 126V124H206ZM205 125V126H206ZM216 125V124H215ZM215 125H214V127L213 128H215V130H217V126L215 127ZM37 126V125H36ZM52 126H53V124H52ZM52 126H51V128H52ZM83 127H84V125H82ZM86 126V128H87V125H85ZM205 126H201V124H200V126H198V127H205ZM229 126V125H228ZM258 126H259V124H258ZM23 127V126H22ZM30 128L32 127V126H29ZM46 127V126H45ZM157 127V126H156ZM181 127H184L185 128V126H181ZM223 127V126H222ZM222 127H221V129H222ZM226 127H227V125H226ZM230 127H231V125H230ZM229 127V128H230ZM25 128V127H24ZM37 128H38V126H37ZM85 128V127H84ZM83 128V129H84ZM86 128H85V130H86ZM158 128V127H157ZM183 128V129H184ZM187 128H191V126L190 125H187V127H186V129ZM1 129V128H0ZM44 129V128H43ZM182 129V128H181ZM206 129V128H205ZM219 129V128H218ZM219 130V131H221L222 132V130ZM224 129V128H223ZM231 129H232V131L233 130H235L234 129V127L232 128L231 127ZM260 129V130H259ZM13 130H16L15 129V127H13ZM17 130H21V129H19V128H17ZM32 130V129H31ZM36 130V129H35ZM39 130V129H38ZM188 130V129H187ZM200 130H204L203 128L202 129H200ZM225 130V129H224ZM230 130V129H229ZM228 130V131H229ZM251 130H253V131H250L249 132V134L250 133H252L253 135H254V126H253V128L251 129ZM258 131H260V135H258V133H257V135H258V138H260V139H263V132H264V127H262V125H261V128L260 127H258V129H257ZM44 131V130H43ZM179 131V130H178ZM190 131H191V129H190ZM198 131V130H197ZM218 131V130H217ZM216 131V132H217ZM226 131H227V128H226ZM226 131H223L224 132V134L226 135V134H228V132H226ZM231 131V130H230ZM229 131V132H230ZM2 132V131H1ZM4 132V131H3ZM15 132V131H14ZM18 132V131H17ZM31 132V131H30ZM140 132V131H139ZM179 132H181V130L179 131ZM179 132L177 133V134H175L176 136H174L175 138L177 137V138H179V137H183V133L181 132L180 134H181V136H180V134H179ZM184 132L186 133V135H188V131H186L185 129H184ZM215 131L213 132L214 134L216 133ZM226 132V133H225ZM234 132V131H233ZM35 133V132H34ZM41 133V132H40ZM46 132H44V134H45ZM87 133V132H86ZM230 133H232V132H230ZM5 134H13V133H6L5 132ZM15 134H17V133H15ZM20 134V133H19ZM102 134V133H101ZM109 134V133H108ZM173 136H172V135ZM217 134H222V133H218L217 132ZM217 134H215V135H217ZM224 134L222 135V136H224ZM233 134V133H232ZM235 134H236V132H235ZM249 134H247V135H249ZM35 135V134H34ZM43 135V134H42ZM87 135H89V134H87ZM86 135V136H87ZM131 135V134H130ZM177 135H179V136H177ZM185 135V134H184ZM238 134H236V136H237ZM247 135H245V136H247ZM4 136V135H3ZM110 136V135H109ZM131 136H133V135H131ZM229 136H231V135H229ZM234 136V135H233ZM235 136V137H236ZM239 136V135H238ZM237 136V137H238ZM252 135H250L248 138L249 139H252L254 136H256V134L253 136V137H251ZM12 137V136H11ZM32 137V136H31ZM134 137V136H133ZM171 139H170V138ZM217 137H218V135H217ZM227 137H228V135H227ZM242 137V136H241ZM251 137V138H250ZM262 137V138H261ZM1 138H2V135H1ZM4 138V137H3ZM30 137H28V139H29ZM43 138V137H42ZM48 138H49V136H48ZM170 139V140H168L167 141V139ZM185 138V137H184ZM231 138V137H230ZM257 138V139H258ZM8 139V138H7ZM20 139V138H19ZM19 139H17V142H18V140ZM34 139H36V138H34ZM39 139H41V138H39ZM224 139V138H223ZM231 139H233V138H231ZM243 139H244V137H243ZM246 137H245V140H240V138H237V140H235V138H234V140H232V141H238L237 142V144H241V142H243V141H246ZM253 139H255V140H257L256 138H253ZM253 139H252V143H254V144H258V146L256 145L254 148L257 150V153L259 154V155H257V154H254V153H249L248 155L251 157V158H247L248 156H246V157H243L241 154H239V152H238V154L239 155H237V156H239L240 158H241V156H242V159L244 158V160H243V163H242V165L244 166V167H242V168H245L246 170H247V172L249 173V174H251V175H253V179H257L258 181L259 180H261V182H262V179H264V140L262 141H257V143H255V142H253ZM14 140V142L16 141L15 139H13ZM21 140V139H20ZM24 140V139H23ZM22 140V141H23ZM30 140H31V138H30ZM44 140V139H43ZM128 140V139H127ZM145 140H147V141H149V142H144ZM174 140V139H173ZM172 140V141H173ZM176 140H178V139H176ZM210 140H213V139H210ZM219 140H220V137H219ZM225 140V139H224ZM10 140L8 139V141H7V144H10V145H13V144H15L16 143V145H17V142H15V143H10V142H12V140L9 142ZM22 141H20V142H22ZM28 141V140H27ZM26 141V142H27ZM34 141V140H33ZM32 141V142H33ZM36 141H38L37 139L35 140V142ZM40 141V140H39ZM108 141V142H107ZM191 141H193V140H191ZM214 141V140H213ZM213 141H212V144L213 145H216V144H214L213 143ZM223 141V140H222ZM1 142V141H0ZM2 142H3V140H2ZM1 142V143H2ZM5 142H6V140H5ZM4 142V143H5ZM34 142V143H35ZM177 142V141H176ZM175 142V143H176ZM181 142V141H180ZM240 142V143H239ZM3 143V144H4ZM37 143V142H36ZM183 143V142H182ZM2 144V145H3ZM18 144H20L19 142H18ZM24 144V143H23ZM27 144H29V143H27ZM39 144H40V142H39ZM38 143H37V145H35V146H38L39 145ZM188 144H190V142L188 143ZM191 144H193L192 142H191ZM190 144V145H191ZM210 144V143H209ZM210 145L212 148H213V145ZM243 145L244 144H246L245 142H243L242 143ZM241 144V145H242ZM1 145V144H0ZM5 145H6V143H5ZM10 145H8V147L10 146ZM21 146H22V144H20ZM25 145V144H24ZM34 145V144H33ZM44 145V144H43ZM42 145V146H43ZM242 145V146H243ZM7 146V145H6ZM185 146H187L186 144H185ZM184 146V147H185ZM189 146V145H188ZM186 147V149L185 148H183V149H185V150H183L182 148H181V153H178L179 155H175L176 157H173L172 158V156L170 157L169 156V153H168V149L166 150L167 151V153H168V155H161V156H159V154L161 153V151L160 150H158V151H160V153L159 154H157V155H155V158H154V156H153V158H152V155H151V159H148L149 158V156L146 158V160L148 159L150 162H152V161H154V160H156V161H154V162H156L157 164H158V162H160V158H158V156L159 157H161V164H162V167H165V169L168 167V166H171L172 168H173V166L174 167H177V166H180V164H181V166H183V168H184V166H187V163L190 165L191 164V166H190V168L191 167H193V166H195V164H196V166H199V167H197V169H199L200 170V168H201V164H202V160H201V164L199 165V162L198 161H196L197 159H203V155H201L199 152L201 151H198V149H197V151H196V148L195 149H193L194 148V146L196 147L197 145L195 144V145H192L193 147L191 148V146L190 147ZM240 146V145H239ZM3 147V146H2ZM13 147H14V145H13ZM23 147H25V146H23ZM33 147V146H32ZM173 147V145L171 146L170 145V147H169V149L170 148H172ZM220 146H218V147H216V149L217 148H219ZM257 147V148H256ZM7 147H5V151L8 149H6ZM9 148H11V147H9ZM110 148H111V146H110ZM110 148L108 149V150H110ZM165 148V149H164ZM174 148V147H173ZM221 148V147H220ZM220 148L218 149V150H220ZM241 148V147H240ZM251 148V147H250ZM252 148H253V146H252ZM254 148H253V151H255L256 152V150H254ZM20 149V148H19ZM28 149V148H27ZM33 149V148H32ZM35 149V148H34ZM223 149V148H222ZM221 149V153H223L222 150ZM232 149V148H231ZM230 149V150H231ZM238 149V148H237ZM236 149V150H237ZM243 149V148H242ZM0 150H2L1 148H0ZM15 150V149H14ZM23 150V149H22ZM21 150V151H22ZM44 150V149H43ZM114 150V149H113ZM118 150V149H117ZM247 150V149H246ZM250 150V149H249ZM248 150V152H251V151H249ZM4 151V150H3ZM2 151V152H3ZM9 151V150H8ZM16 151V150H15ZM24 151V150H23ZM29 151V150H28ZM32 151V150H31ZM30 151V152H31ZM106 151H104V152H106ZM116 151V150H115ZM166 151L164 152V153H166ZM7 152V151H6ZM14 152V151H13ZM12 152V153H13ZM30 152H28V153H30ZM40 152V151H39ZM109 152H112V151H109ZM108 152V153H109ZM169 152H170V150H169ZM182 152H184V153H182ZM202 152V151H201ZM217 152V151H216ZM227 152V151H226ZM226 152H224V153H226ZM230 152V151H229ZM228 152V154H230ZM247 152V153H248ZM9 153V152H8ZM11 153V152H10ZM9 153V154H10ZM17 152H15L14 154H16ZM19 153V152H18ZM21 153V152H20ZM116 153H118V151H116ZM204 153V152H203ZM206 153V152H205ZM204 153V154H205ZM233 153V152H232ZM246 153V152H245ZM244 153V154H245ZM4 154V153H3ZM14 154H12V156L14 155ZM22 154V153H21ZM23 154H27V153H23ZM33 154V153H32ZM35 154V153H34ZM105 154V153H104ZM107 154V153H106ZM148 154V155H149ZM200 154V155H199ZM242 154H243V152H242ZM20 155V154H19ZM102 155H103V153H102ZM206 155V154H205ZM241 155V156H240ZM253 155V156H252ZM7 156V155H6ZM9 156V155H8ZM18 156V155H17ZM24 156V155H23ZM22 156V157H23ZM32 156V155H31ZM96 156V155H95ZM104 156H106V155H104ZM146 156V155H145ZM145 156H144V159H145ZM157 156V157H156ZM174 156V155H173ZM2 157V156H1ZM11 157V156H10ZM27 157V156H26ZM98 157H95V159L97 158L98 159ZM206 157V156H205ZM231 157V156H230ZM234 157V156H233ZM15 158V157H14ZM103 158V160L105 159L104 157H102ZM157 158H158V161H157ZM6 159H7V157H6ZM9 159V158H8ZM7 159V160H8ZM18 159V158H17ZM21 159V158H20ZM24 159H26V158H24ZM90 159V158H89ZM95 159H94V161H95ZM100 159H99V161H100ZM153 159V160H152ZM228 159V158H227ZM238 159V158H237ZM242 159H240L241 161H242ZM0 160H1V158H0ZM13 160H16V159H13ZM31 160V159H30ZM103 160L101 159V164H102V162H103ZM135 160V161H136ZM140 160H142V159H140ZM147 160V161H148ZM152 160V161H151ZM204 160H205V158H204ZM206 160H207V158H206ZM205 160V161H206ZM5 161V160H4ZM4 161H1L2 163L4 162ZM25 161V160H24ZM23 161V162H24ZM108 161V160H107ZM129 161V162H128ZM208 161H210V160H208ZM235 161V160H234ZM233 161V162H234ZM241 161H239L240 163H241ZM6 162V161H5ZM15 162H18V161H15ZM21 161H19V163H20ZM89 162V161H88ZM95 162H98V160L97 161H95ZM106 162V161H105ZM134 162V161H133ZM231 163H232V160L230 161ZM236 162V161H235ZM238 162V161H237ZM239 162H238V164H239ZM7 163V162H6ZM12 163H13V161H12ZM85 163V164H84ZM184 163H185V165H184ZM195 163V164H194ZM24 164V163H23ZM100 164V163H99ZM146 165H149L150 163H145ZM209 164V163H208ZM235 164V163H234ZM6 165V164H5ZM4 165V166H5ZM16 165V163L14 164V166ZM30 165V166H31ZM95 165H98V164H95ZM144 165V164H143ZM151 165H156V164H151ZM173 165V166H172ZM203 165H206L204 162H203ZM202 165V166H203ZM210 165H212V164H210ZM214 165V164H213ZM220 165H222V164H220ZM241 165V164H240ZM240 165H238V166H240ZM1 167H3L2 165H0ZM11 166V165H10ZM23 166V165H22ZM29 166V167H30ZM215 166H217V164L216 165H214V167ZM230 166V165H229ZM238 166H237V164L236 165H234V166H231L232 168L231 169H227L226 171L225 170H223V172L225 171V173L222 175V174H220V176L218 175V172L221 170L220 168H223V167H220L219 166V164H218V168L220 169V170H218V171H216V175H218L219 176V179L220 180H218V182H217V180L216 179H218V178H215V180H216V182H214V189L212 188L213 186L212 185H210V186H212L211 188V190H215V191H217V193H215V194H213L215 191H213V193H211L210 192V189L208 190V192L205 194L206 195V197H208V200H205L204 199V202L206 201H208V204L206 205V203L205 204H203V205H206V207L208 206V207H213L215 210H216V212H217V214L218 215H220L223 219H221L222 221H220V222H222L223 223V225H224V223H227L226 225H225V228H226V234H227V236L225 237L224 236V234H222L223 235V237L225 238V241H224V243L221 245V247H219V250L218 251H220V249H221V251H222V253L221 254H223V255H221L222 256V258L224 259V261H225V259H229L228 257L229 256H231V255H235L236 256V254H237V256L238 255H241L242 254V250H248V249H244L245 247H244V244H242V243H244V241H242V243H241V245H243V246H241L240 248L241 249H238L237 250V248H234V246L233 247H231L229 244V241H230V239H231V237H233V231L232 232H229V231H231V229L232 228H234V230L236 229V231L237 232H239V234H240V232H242L241 233V236L243 235V233H246V232H248V231H250L252 228V226H249V225H252V224H249L250 222H249V218H251L250 220H252V218L255 220L256 219V217H258L257 219H259L260 221H261V217H262V220H263V225H264V186H263V188H261V189H259V190H257V191H254V189H253V195H250V193H249V196H247V197H243V198H239V196L237 197V195L239 194V193H231L230 191H228V187L230 188V186L232 187V186H236V187H238L239 185H238V183H240V185L241 184H243L244 185V179H243V183H241V181H240V179L239 180H234V177H233V175L234 174H236V173H243L242 174V176L243 175H246L245 174V169H244V171H242L243 169H240V168H238ZM7 167V166H6ZM6 167H5V169H6ZM13 167V166H12ZM25 167H27V166H25ZM148 167V166H147ZM171 167L170 168H167V169H171ZM188 167V166H187ZM187 167L186 168H184V169H186V170H184L183 168H182V170H184L183 172H185V171H187L188 169H187ZM203 167H205V166H203ZM202 167V168H203ZM225 167V166H224ZM4 168V167H3ZM14 168V167H13ZM18 168H19V166H18ZM17 168V169H18ZM31 168V167H30ZM29 168V169H30ZM161 168V167H160ZM179 168H181V167H179ZM189 168V167H188ZM194 168V167H193ZM192 168V169H193ZM201 168V169H202ZM4 169V170H5ZM23 169V168H22ZM21 169V170H22ZM134 169V168H133ZM150 169V168H149ZM152 169V168H151ZM162 169V168H161ZM161 169H158L157 168V170H161ZM174 169V168H173ZM176 169H178V168H176ZM191 169V171H193ZM197 169H196V171H197ZM216 169V168H215ZM224 169H226V168H224ZM256 169H258L259 171H261V174H262V176H260L258 173V171L256 170ZM30 170V171H31ZM180 170V169H179ZM178 170V171H179ZM198 170V171H199ZM2 171V170H1ZM7 171V170H6ZM5 171V172H6ZM13 171V170H12ZM18 171H19V169H18ZM147 171V172H146ZM152 171V170H151ZM161 171H163V170H161ZM165 171V170H164ZM171 171H173L172 169H171ZM175 171L177 172V170H174V172L173 173H175ZM189 171V170H188ZM188 171L186 172V174H188V175H190V173H188ZM196 171H193V172H196ZM197 171V172H198ZM11 172V171H10ZM15 172V171H14ZM31 172V173H32ZM118 172V173H117ZM129 172V173H128ZM157 172V171H156ZM166 172V171H165ZM196 172V173H197ZM220 172H222V171H220ZM222 172V173H223ZM2 173H4V171L2 172ZM9 173V171L8 172H6V176H7V174ZM18 173V172H17ZM16 173V176H18V174ZM20 173H21V171H20ZM19 173V174H20ZM24 173H25V171H24ZM24 173H22V174H24ZM29 174V172L27 171L26 172V174ZM152 173H154V172H152ZM164 173V172H163ZM173 173L172 174H170V175H173ZM181 173V172H180ZM148 174V175H147ZM168 173H166V175H167ZM179 174V173H178ZM177 174V175H178ZM183 174V173H182ZM182 174H181V176H182ZM192 174V173H191ZM8 175H10V174H8ZM15 175V174H14ZM13 175V176H14ZM25 175V174H24ZM58 175H61V180L62 181H59L58 180ZM151 175H154L155 176V174H151ZM170 175H169V177H170ZM175 175V174H174ZM177 175H175V176H177ZM180 175V174H179ZM184 175V174H183ZM193 175V174H192ZM238 175V174H237ZM236 175V176H237ZM248 175V174H247ZM11 176H12V174H11ZM22 176L23 175H20V176H18V178L19 177H21L20 179H22ZM149 176V177H148ZM154 176H152V177H154ZM158 176H159V172H158ZM165 176V175H164ZM175 176H173V177H175ZM196 176V175H195ZM199 176V175H198ZM197 176V177H198ZM201 176V175H200ZM215 176V175H214ZM23 177H26V176H23ZM29 177H30V175H29ZM139 177V178H138ZM148 177V178H147ZM157 177V176H156ZM183 177V176H182ZM190 177V176H189ZM192 177V176H191ZM193 177H194V175H193ZM246 177V176H245ZM2 178V177H1ZM34 178V179H35ZM38 178V179H39ZM151 178V177H150ZM159 178V177H158ZM162 178H163V176H162ZM161 178V179H162ZM168 178V177H167ZM4 179V178H3ZM15 179H16V177H15ZM19 179V180H20ZM31 179H32V177H31ZM161 179H159V181L161 180ZM199 179V178H198ZM213 179V178H212ZM236 179V178H235ZM252 178H251V180H253ZM25 180H26V178H25ZM28 180V179H27ZM154 181L155 180H157V179H153ZM177 180V179H176ZM188 180V179H187ZM193 180V179H192ZM242 180V179H241ZM8 181V180H7ZM12 181V180H11ZM10 181V182H11ZM32 181V180H31ZM35 181V180H34ZM39 181V180H38ZM148 181H150V180H148ZM147 181V183L149 184V182ZM152 181V180H151ZM154 181H152V182H154ZM162 181V180H161ZM164 181V180H163ZM233 181H237V185L236 184H234L235 182H233ZM248 181H250V180H248ZM254 181V180H253ZM3 182H4V180H3ZM6 182V181H5ZM17 182H19V181H17ZM41 182V181H40ZM156 182V181H155ZM155 182H154V184H155ZM158 182V181H157ZM165 182H167V181H165ZM189 182V181H188ZM195 182V181H194ZM245 182H246V180H245ZM260 182V181H259ZM259 182L257 183V184H259ZM13 183V182H12ZM11 183V184H12ZM146 183V182H145ZM159 184L161 183V182H158ZM167 183H169V181L167 182ZM193 183V182H192ZM191 182H190V184H192ZM196 183V182H195ZM200 183V182H199ZM253 183V182H252ZM252 183H251V185H252ZM255 183V182H254ZM27 184V183H26ZM39 184V183H38ZM119 184V185H118ZM138 184V183H137ZM141 184H143V183H141ZM153 184V183H152ZM153 184V185H154ZM159 184H157V185H159ZM198 184V183H197ZM197 184H195V185H197ZM202 184V183H201ZM207 184H211L210 182H208ZM213 184V183H212ZM248 184V183H247ZM247 184H245L244 186L245 187H247V186H249V185H247ZM263 184V183H262ZM6 185H7V183H6ZM10 185V184H9ZM150 185V184H149ZM161 186H159V190L156 192V191H154V194H153V191H152V193H150L151 195L153 194V195H155V196H157V198H159L158 197V195H157V193L159 194V196H161L162 198L161 199H163V197L165 198L164 200H171L172 202H173V200H172V198L170 199V198H168V197H173V196H175V195H177V196H181V194H182V196L180 197H177V196H175V198L177 197V199H176V201H174V202H176L175 204H176V206L177 207H179L178 209H177V212H178V210H180V213H183V215L184 216H187V215H189V217H190V214H192L196 209L195 208H191V210H190V208H189V206L188 205H186V203L184 202V199H185V201L187 200L188 201V196H183V195H186V194H188V193H186V194H183V191L181 192V194L179 193L180 191L179 190H177V194H174V192L176 191V189H175V191H173V185H168V184H164L163 182L160 184ZM199 185V184H198ZM203 185V184H202ZM242 185V186H243ZM250 185V186H251ZM3 186V185H2ZM18 186H20L21 187V184L20 185H18ZM27 186H29V185H27ZM26 186V187H27ZM40 186V185H39ZM123 186V183H121V187ZM139 186V185H138ZM192 186V185H191ZM204 186H207V185H204ZM209 186V187H210ZM219 186H226L227 187V189L226 190H223L222 188H219ZM243 186V187H244ZM249 186V187H250ZM4 187V186H3ZM11 187V186H10ZM14 187H15V185H14ZM19 187V188H20ZM140 187V186H139ZM161 187H163V188H161ZM203 187V186H202ZM201 187V188H202ZM208 187V188H209ZM242 187V188H243ZM260 187H262V186H260ZM0 188H1V186H0ZM6 188V187H5ZM35 188V187H34ZM42 188V187H41ZM116 188V187H115ZM120 188V187H119ZM136 188H138V187H136ZM135 188V190H137L138 191V189H136ZM145 188V187H144ZM143 188V189H144ZM149 189H151L152 188V186L151 187H148ZM148 188H145V189H147L146 191H148ZM155 188H157L156 186H155ZM162 190H161V189ZM190 188H192L193 189V187H190ZM235 188V187H234ZM233 188V189H234ZM239 188V187H238ZM238 188H237V190H238ZM242 188L240 187L239 188V190H242ZM248 188V187H247ZM251 188V187H250ZM9 189H11V188H9ZM15 189H16V187H15ZM43 189V188H42ZM178 189V188H177ZM194 189H197V188H195V186H194ZM204 189V188H203ZM244 189V188H243ZM252 189V188H251ZM0 190H2L3 191V193H5L4 192V190L3 189H0ZM6 190H8V189H6ZM12 190V189H11ZM17 190V189H16ZM35 190H37V189H35ZM119 190H121V191H123L122 193L119 191ZM134 190V191H135ZM153 190H155V189H153ZM232 190V189H231ZM236 190V189H235ZM236 190V191H237ZM19 191V189L17 190V192ZM27 191V190H26ZM40 191V190H39ZM38 191V192H39ZM141 190H139V192H140ZM150 191V190H149ZM148 191V192H149ZM179 191V192H178ZM188 191V190H187ZM202 191V190H201ZM25 192V191H24ZM144 192V191H143ZM155 192H156V194H155ZM173 192V193H172ZM186 191H184V193H185ZM204 192H206L205 190H204ZM238 192H240V191H238ZM244 192V191H243ZM247 192V191H246ZM2 193V192H1ZM2 193V194H3ZM10 193V192H9ZM14 193V192H13ZM21 193V192H20ZM19 193V194H20ZM26 193V192H25ZM28 193V192H27ZM131 193H133V196H134V192H131ZM138 193V192H137ZM141 194H145V193H142V191L140 192ZM147 193V192H146ZM174 194V195H172V194ZM179 193V194H178ZM189 193L191 194V192L189 191ZM197 194L199 193V190H197V192H196ZM203 193V192H202ZM242 193V192H241ZM1 194V195H2ZM16 194V193H15ZM76 194H80V195H76ZM87 194V195H86ZM243 194V193H242ZM4 195V194H3ZM82 195V196H81ZM86 195V196H85ZM125 195V194H124ZM146 195V194H145ZM147 195H148V193H147ZM146 195V196H147ZM151 195H149V197H152ZM201 195V194H200ZM241 195V194H240ZM21 196H22V194H21ZM20 196V197H21ZM128 196V195H127ZM130 196H132V194H130L129 195V197ZM138 197L140 196V194H138L137 195ZM144 196V195H143ZM146 196H144V197H146ZM152 197L151 199H153V200H155L156 199V205L158 204L159 205V203H161L162 204V202H164L163 200L161 201V202H159V203H157V198L156 197ZM2 196H0V198H1ZM23 197V196H22ZM90 197H88V198H90ZM124 197V196H123ZM135 197H136V195H135ZM135 197H133L134 199H132L133 200V202H134V200H135ZM137 197V198H138ZM191 197V196H190ZM197 197V196H196ZM10 199V201H11V197H9ZM14 198V197H13ZM24 198H26V196H24ZM28 198V197H27ZM98 198H97V201H98ZM118 198V199H117ZM168 198V199H167ZM202 198V197H201ZM7 199V198H6ZM5 199V200H6ZM29 199V198H28ZM38 199V198H37ZM91 199V198H90ZM93 199H95V198H93ZM103 199H105L106 200V197L105 198H103ZM112 199V198H111ZM111 199H109L110 200V202H111ZM115 199V198H114ZM127 199V197L125 198V200ZM129 199V198H128ZM142 199H143V197H142ZM145 199H147V197L145 198ZM150 199V198H149ZM173 199H174V197H173ZM192 199V198H191ZM251 199H254V202H253V204H250L249 202L251 201ZM1 200V199H0ZM3 200V199H2ZM8 200V201H9ZM17 200V199H16ZM15 200V201H16ZM31 200V199H30ZM100 200V199H99ZM121 200H123L124 201V199H121ZM130 200V199H129ZM138 201H139V199H137ZM141 200V199H140ZM152 200V202L154 203V201ZM200 200V199H199ZM21 201V200H20ZM91 201H93V200H91ZM102 201V200H101ZM104 201V200H103ZM108 201V200H107ZM107 201H105V202H107ZM116 201H114V203L116 202ZM128 201V200H127ZM146 201H148V200H146ZM166 201V202H167ZM1 202V201H0ZM13 202V201H12ZM118 202V201H117ZM116 202V203H117ZM169 202V206H170V201H168ZM173 202V203H174ZM182 202H184V203H182ZM203 202V203H204ZM3 204H5L4 202H2ZM7 203V202H6ZM92 203V202H91ZM98 203V202H97ZM100 203V202H99ZM102 203V202H101ZM107 203H109V202H107ZM106 203V204H107ZM112 203H113V200H112ZM115 203V204H116ZM123 203V202H122ZM124 203H126V201H124ZM147 203V202H146ZM151 204V205H147V206H149V208H148V210L151 208V210L154 208V205L155 204ZM182 203V204H181ZM201 203V202H200ZM9 204V203H8ZM26 204V203H25ZM105 204V203H104ZM110 204V203H109ZM114 204V205H115ZM119 204V202L117 203V205ZM134 204V203H133ZM132 204V205H133ZM136 204H138L137 202H136ZM150 204V203H149ZM165 203H163V205L162 206H164V208H165V206H166V204L164 205ZM11 205V204H10ZM98 205V204H97ZM153 205V206H152ZM190 205V204H189ZM21 206H23V205H21ZM151 206V207H150ZM159 206H161V205H159ZM167 206H168V204H167ZM166 206V208L168 209V208H173V209H175V208H177V207H167ZM185 208H184V207ZM188 206V207H187ZM5 207L6 206H2L1 205V207H0V212H4V210H5ZM18 207V206H17ZM16 207V208H17ZM33 207V206H32ZM123 207H125V206H123ZM127 207H128V205L126 206V209H127ZM26 208V207H25ZM135 207H133V209H134ZM137 208H139L138 206H137ZM156 208V207H155ZM162 208V207H161ZM165 208V209H166ZM197 208V207H196ZM204 208V210L203 211H205V206L203 207ZM212 208V209H213ZM15 209V208H14ZM21 209V208H20ZM27 209V208H26ZM147 209V208H146ZM166 209V210H167ZM202 209V208H201ZM118 210V209H117ZM131 210V208L128 210V211H130ZM158 210L160 211L161 209H159L158 207H157V209L156 210H154V211H156V217L159 219V215H158ZM165 210V211H166ZM172 210V209H171ZM194 210V211H193ZM207 210H208V208H207ZM206 210V211H207ZM12 211V210H11ZM15 211V210H14ZM13 211V212H14ZM18 211V210H17ZM24 211V210H23ZM144 211H145V209H144ZM150 211V210H149ZM153 211V212H154ZM174 211V210H173ZM197 211V210H196ZM199 211H201L200 210V208H199ZM213 210H211V216H213V214L215 213V212H212ZM243 211H245V213L244 214H246L247 216H244V218H242V215H241V213L243 212ZM10 212V211H9ZM12 212V213H13ZM25 212V211H24ZM28 211L26 210V213H27ZM34 212H35V209H34ZM125 212H127V211H125ZM133 212H135V211H133ZM132 212V213H133ZM145 212H147V210L145 211ZM152 212V211H151ZM176 212V215L178 214ZM8 213V212H7ZM20 213V212H19ZM23 213V212H22ZM26 213H23V214H26ZM32 213V212H31ZM113 213V212H112ZM129 213V212H128ZM179 213V214H180ZM195 213H197V212H195ZM200 213V212H199ZM202 213H204V212H202ZM213 213V214H212ZM17 214V213H16ZM35 214V213H34ZM36 214H37V212H36ZM35 214V215H36ZM116 214V213H115ZM118 214V213H117ZM131 214V213H130ZM153 214L154 213H152V216H153ZM163 214H164V212L162 213L161 212V215L163 216ZM198 214V213H197ZM201 214V213H200ZM205 214V213H204ZM204 214H201V217L200 218H205L204 217ZM207 214H210V211L208 210V213L206 212V218H207ZM7 215V214H6ZM28 215H30L31 216V214L29 213ZM124 215H126V214H124ZM132 215V214H131ZM155 215V214H154ZM192 215H195V214H192ZM191 215V216H192ZM203 215V216H202ZM214 215H216V214H214ZM217 215V216H218ZM13 216H15V213H14V215ZM13 216H12V218H11V220L12 219H14L13 218ZM34 216V215H33ZM111 216H112V219H111ZM134 216H136V215H134ZM147 216V215H146ZM145 216V217H146ZM159 216V217H158ZM175 216V215H174ZM180 216H181V214H180ZM184 216H181V218H177V219H181L180 221L181 222H184L183 220L184 219H188V218H186V217H184ZM4 217V216H3ZM6 217V216H5ZM37 217V216H36ZM142 217V216H141ZM140 217V218H141ZM148 217V216H147ZM151 217V216H150ZM193 217V216H192ZM198 217V216H197ZM220 217V218H221ZM1 218V217H0ZM7 218V217H6ZM25 219H26V217H24ZM28 218V217H27ZM127 218V217H126ZM125 218V219H126ZM132 218V217H131ZM134 218V217H133ZM137 218H138V216H137ZM136 218V219H137ZM139 218V219H140ZM149 218V217H148ZM148 218H146V219H148ZM155 218V217H154ZM169 218V217H168ZM196 218V217H195ZM203 219L204 221L205 220H207V219ZM208 218H210V216H208ZM4 219V218H3ZM40 219V218H39ZM115 219V218H114ZM124 219V220H125ZM129 219V218H128ZM142 219H143V217H142ZM141 219V220H142ZM156 219V218H155ZM190 219H191V217H190ZM190 219H188V222L190 221ZM197 219V218H196ZM199 219V218H198ZM256 219V221H257V223L259 222L258 220ZM2 220V219H1ZM122 220V219H121ZM120 220V221H121ZM123 220V221H124ZM170 220V219H169ZM202 220V219H201ZM198 221V222H202V221ZM8 221V220H7ZM36 221V220H35ZM119 221V220H118ZM143 221V220H142ZM150 221V220H149ZM196 221V222H197ZM203 221V222H204ZM224 221H226V222H224ZM11 222H13V220L12 221H10V223ZM125 222V221H124ZM131 222H132V220H131ZM139 222V221H138ZM154 222V221H153ZM168 223H169V221H167ZM173 222H175V221H173ZM197 222V223H198ZM252 222V221H251ZM9 223V224H10ZM17 223V222H16ZM15 223V224H16ZM35 223V224H36ZM87 223V224H88ZM113 223V222H112ZM111 223V224H112ZM142 223V222H141ZM166 223V222H165ZM190 223H192L191 221L189 222V224ZM193 223H195V222H193ZM193 223H192V225H193ZM197 223H195V224H197ZM254 224H255V221L253 222ZM256 223V225H258ZM262 223V222H261ZM8 224V225H9ZM14 224V225H15ZM29 224V223H28ZM85 224V223H84ZM94 224H92V226H94ZM110 224V225H111ZM123 223H121V225H122ZM162 225H163V222L161 223ZM170 224H172V223H170ZM221 224V223H220ZM219 224V225H220ZM3 225V224H2ZM13 225V226H14ZM21 225H24V223L23 224H21ZM25 225H27L26 223H25ZM86 225V224H85ZM124 225V227L126 228V225L125 224H123ZM128 225V224H127ZM159 225V224H158ZM162 225H161V228H162ZM179 225V224H178ZM259 225H261V224H259ZM6 226H7V224H6ZM13 226H11V227H13ZM28 226V225H27ZM30 226V225H29ZM82 226H84V225H82ZM92 226H91V228H92ZM119 225H117V227H118ZM134 226V225H133ZM169 226V225H168ZM171 226H173V225H171ZM185 226V225H184ZM3 227V226H2ZM8 227V226H7ZM34 227H35V225H34ZM112 227V226H111ZM110 227V228H111ZM121 227V226H120ZM119 227V228H120ZM174 227V226H173ZM173 227H172V229H173ZM179 228H180V226H178ZM191 227V226H190ZM193 227V226H192ZM256 227H258V226H256ZM1 228V227H0ZM14 228V227H13ZM89 228V227H88ZM96 227L94 226V229H95ZM109 228V229H110ZM124 228V229H125ZM131 228V227H130ZM129 228V229H130ZM147 228V227H146ZM183 228H185V227H183ZM15 229V228H14ZM22 229V231H23V228H21ZM20 229V230H21ZM93 229V228H92ZM109 229H107V231L109 232L110 230ZM114 229V228H113ZM118 229V228H117ZM124 229H123V227H122V229L119 231L120 233H122V232H124ZM229 229V230H228ZM264 229V228H263ZM7 230H8V228H7ZM12 230V229H11ZM91 229H89V231H90ZM115 230V229H114ZM114 230H111V233H117V231H115V232H113ZM126 230V229H125ZM163 230V229H162ZM181 230H182V228H181ZM223 230V229H222ZM223 230V231H224ZM228 230V231H227ZM254 230H256V229H254ZM2 231H3V229H2ZM9 231V230H8ZM94 231V230H93ZM97 231V230H96ZM102 231H106V229H104V230H102ZM131 231V230H130ZM155 231V230H154ZM176 231V230H175ZM174 230H173V232H175ZM224 231V232H225ZM258 231V230H257ZM85 232V231H84ZM91 232V231H90ZM98 232V231H97ZM133 232H134V229H133ZM140 232V231H139ZM160 232H162V231H160ZM169 232H171V230H169ZM176 232H178V231H176ZM175 232V233H176ZM182 232H183V230H182ZM186 232V231H185ZM237 232H235L236 233V235L238 236V233ZM6 233H8V232H6ZM21 233V232H20ZM83 233V232H82ZM86 233V232H85ZM95 233V232H94ZM93 233V234H94ZM98 233H100V231L98 232ZM138 233V232H137ZM172 233V232H171ZM170 233V234H171ZM174 233V234H175ZM180 233V232H179ZM223 233V232H222ZM228 233H231V237H230V235L228 234ZM233 233V234H232ZM250 233V232H249ZM251 233H253V232H251ZM254 233H256V232H254ZM9 234V233H8ZM18 234V233H17ZM22 234V233H21ZM79 234V233H78ZM92 234V233H91ZM92 234V235H93ZM103 234H104V232H103ZM109 234V233H108ZM127 234V233H126ZM126 234H124L125 236H126ZM129 234V233H128ZM169 234V235H170ZM218 234H220V233H218ZM82 235V234H81ZM112 235V234H111ZM116 235V234H115ZM120 235V234H119ZM123 235V236H124ZM130 235V234H129ZM138 235H140V234H138ZM142 235H143V233H142ZM179 235H181V234H179ZM184 235V234H183ZM189 234H187V235H185V236H188ZM200 235V232H199V234H198V236ZM235 234H234V236H236ZM9 236V235H8ZM10 236H12V235H10ZM14 236H16L17 237V235H14ZM94 236V235H93ZM99 236H100V234H99ZM103 235H101V237H102ZM144 236H146V235H144ZM143 236V237H144ZM176 236V235H175ZM191 236V235H190ZM219 236V235H218ZM217 236V237H218ZM244 236V235H243ZM77 237V236H76ZM82 237H84V235L82 236ZM98 237V236H97ZM118 237H120V236H118ZM128 237V236H127ZM134 237V236H133ZM139 237H141V235L139 236ZM160 237V236H159ZM158 237V238H159ZM184 237V236H183ZM201 237V236H200ZM22 238V237H21ZM85 238H86V236H85ZM88 238V237H87ZM99 238V237H98ZM117 238V237H116ZM124 238V237H123ZM123 238H121V239H123ZM219 238V237H218ZM239 238V237H238ZM252 238V237H251ZM79 239H80V237H79ZM102 239V238H101ZM153 239V238H152ZM177 239V238H176ZM179 239V238H178ZM186 239V238H185ZM18 240V239H17ZM75 240L76 241H80V240H77V238H75ZM103 240V239H102ZM108 240H110V239H108ZM117 240H119V239H117ZM127 238H126V241L125 242H127ZM131 240V239H130ZM140 240V239H139ZM142 240V239H141ZM153 240H155V238L153 239ZM156 240H158V239H156ZM245 240L247 241V239H246V237H245ZM249 240V239H248ZM254 240V239H253ZM74 241V240H73ZM75 241V242H76ZM84 241V240H83ZM85 241H86V239H85ZM119 241H121V240H119ZM123 241H124V239H123ZM145 241H147V240H145ZM160 241V240H159ZM218 241V240H217ZM219 241H220V239H219ZM18 242V241H17ZM21 242V241H20ZM80 242H82V241H80ZM79 242V243H80ZM102 242H104V241H102ZM110 242H112V241H110ZM110 242L108 243V245H106V246H109V244H110ZM128 242H130V241H128ZM127 242V243H128ZM179 242V241H178ZM231 243H232V240L230 241ZM249 242H250V240H249ZM257 242V241H256ZM256 242H253L252 241V243H256ZM60 243H57L56 245H63V244H60ZM72 243H74V242H72ZM133 243H134V239H133ZM136 243H138V242H136ZM134 244V245H136V246H138L137 244ZM142 243V242H141ZM145 243H147V247H150L151 246V250H152V253L155 255V257L157 258L158 256H159V253L160 252H158V250L159 249H157L156 248V246H155V244L154 243H152V242H145ZM150 243V244H149ZM156 243V242H155ZM172 243H173V241H172ZM246 243V242H245ZM258 243V242H257ZM19 243H17V245H18ZM71 244V243H70ZM76 244V243H75ZM103 244V243H102ZM115 244V243H114ZM120 244V243H119ZM148 244L150 245V246H148ZM174 244H176V243H174ZM234 244V243H233ZM55 245V244H54ZM88 245H89V243H88ZM88 245H85V246H88ZM111 245V244H110ZM116 245V244H115ZM120 245H122V244H120ZM161 245V244H160ZM168 245V244H167ZM177 245V244H176ZM251 245V244H250ZM256 245V244H255ZM49 246V245H48ZM47 246V247H48ZM53 246V245H52ZM64 246H65V243H64ZM63 246V247H64ZM70 245L68 244V245H66V248L67 247H69ZM93 246V245H92ZM91 246V247H92ZM116 246H118V245H116ZM162 246V245H161ZM170 246V245H169ZM178 246V245H177ZM246 246H247V244H246ZM252 246H254V245H252ZM251 246V247H252ZM20 247V246H19ZM28 247H31L32 249L34 248V252L32 251V252H30L31 250L30 249H28ZM46 247V248H47ZM54 247H57V251H58V246H53V248ZM62 246H61V248H60V251H62L64 248H63ZM71 247V246H70ZM69 247V248H70ZM89 247V246H88ZM94 247V246H93ZM120 247V246H119ZM125 247V246H124ZM131 247V246H130ZM158 247V246H157ZM46 248H42L43 250L45 249L46 250ZM63 248V249H62ZM73 248H75V247H73L72 246V249ZM86 248V247H85ZM103 248H105V247H103ZM102 248V249H103ZM115 248V247H114ZM120 248H123L122 246L120 247ZM129 248V247H128ZM132 248V247H131ZM134 248V247H133ZM140 248V247H139ZM144 248V247H143ZM167 248H169V247H167ZM52 249V248H51ZM50 249V250H51ZM62 249V250H61ZM71 249V248H70ZM71 249V250H72ZM77 249V248H76ZM83 249H84V247H83ZM101 249V250H102ZM116 249V248H115ZM124 249V248H123ZM141 249V248H140ZM164 249V248H163ZM162 249V250H163ZM43 250H41V251H43ZM47 250H48V248H47ZM46 250V251H47ZM54 250H56V249H54ZM67 250V249H66ZM66 250H64V251H66ZM75 250V249H74ZM87 250H88V248H87ZM107 250V249H106ZM120 250H122V249H120ZM148 250V248H144V249H141V250H138V251H136L135 250V252L136 253H134L135 255H134V260L131 262V261H127V263L126 264H140V262H141V260H142V258H144L146 255H144V252H146ZM236 250V251H235ZM240 250V251H239ZM64 251H63V253H64ZM76 251H78V250H76ZM76 251H74L75 253H76ZM89 251L91 252H93V250H90V248H89ZM104 251V250H103ZM116 251V250H115ZM123 251V250H122ZM130 251V250H129ZM160 251V250H159ZM168 251V250H167ZM170 251V250H169ZM17 252H19V253H17ZM44 252V251H43ZM42 252V254L44 255L45 253H43ZM48 252H50V251H48ZM53 253H55L54 251H52ZM69 252H71V251H69ZM80 252H81V250H80ZM111 252V251H110ZM114 252V251H113ZM126 252V251H125ZM234 252H235V254H234ZM240 252H241V254H240ZM21 253V254H20ZM68 252H66V254H67ZM72 253V252H71ZM88 253V252H87ZM94 253H95V251H94ZM116 253H117V251H116ZM115 253V255H117ZM120 253H123V252H120ZM132 253V252H131ZM171 253V252H170ZM239 253V254H238ZM260 254H263L264 253V244H263V246L261 247V249H260V252H259ZM11 254V251L9 252V254L7 253V255H9V256H14L13 254L12 255H10ZM37 254H41V252H39L38 253V250H37ZM48 254V253H47ZM52 254V253H51ZM50 253H49V256L48 257H50V255H51ZM56 254V253H55ZM58 254H59V252H58ZM98 255H99V253H97ZM105 254H106V251H105ZM105 254H103V255H105ZM176 254V253H175ZM244 254V253H243ZM259 254V255H260ZM3 255H4V253H3ZM7 255H5V256H7ZM16 255V257H18ZM31 255H33V256H31ZM76 256H77V254H75ZM79 255H81L80 253H79ZM82 255H83V253H82ZM88 255V254H87ZM107 255L109 256V258H110V254H108V252H107ZM114 255V254H113ZM119 255V254H118ZM117 255V256H118ZM121 255V254H120ZM124 255V254H123ZM132 255V254H131ZM130 255V256H131ZM148 255V254H147ZM184 255V254H183ZM192 255V254H191ZM25 255H23L22 257H23V261H24V259L26 258V261H27V257H26ZM45 256V255H44ZM61 256V255H60ZM90 256L92 257V255L90 254ZM89 256V257H90ZM96 256V255H95ZM107 256V257H108ZM125 256V255H124ZM130 256H128L130 259H131V257ZM171 257H173L174 259H177V256L176 255H174L173 253L170 255ZM185 256V255H184ZM183 256V260H186V257H184ZM197 256H198V254H197ZM245 256V255H244ZM261 256V255H260ZM41 256H37V258H40ZM59 257V256H58ZM62 257V256H61ZM66 257V256H65ZM69 256L67 255V258H68ZM72 258H74L73 256H71ZM81 257V256H80ZM89 257H86V258H88L89 260H90V258ZM97 257H99V256H97ZM107 257L105 258V260L107 259ZM112 257V256H111ZM119 257V256H118ZM123 257V256H122ZM127 257V258H128ZM133 257V256H132ZM178 257H179V254H178ZM239 257V256H238ZM237 257V258H238ZM243 257V256H242ZM3 258H5L4 256H3ZM15 258V257H14ZM45 258V257H44ZM51 258V257H50ZM71 258V259H72ZM77 258H79L78 256H77ZM82 258V257H81ZM108 258V259H109ZM128 258V259H129ZM150 258H151V255H150ZM154 258V257H153ZM166 258V257H165ZM181 258V257H180ZM222 258H220V259H222ZM235 258V257H234ZM7 259H8V257H7ZM9 259H10V257H9ZM12 259V258H11ZM71 259H70V261H71ZM87 259V260H88ZM117 259V258H116ZM115 259V260H116ZM144 259H146V258H144ZM143 259V260H144ZM148 259V258H147ZM164 259V258H163ZM174 259H173V261H174ZM188 259V258H187ZM222 259V260H223ZM236 259V258H235ZM243 260L245 259V258H242ZM257 259V258H256ZM3 260V259H2ZM1 260V261H2ZM16 260H17V258H16ZM31 260V262H32V260L34 261V258H31L30 259ZM39 260H41V259H39ZM79 260V259H78ZM82 260V259H81ZM83 260H84V258H83ZM88 260V261H89ZM99 260V259H98ZM113 260V259H112ZM114 260V261H115ZM119 260V259H118ZM123 260H124V258H123ZM142 260V261H143ZM153 260V259H152ZM159 260V259H158ZM166 260H168L167 258H166ZM180 260V259H179ZM189 260V259H188ZM191 260V259H190ZM230 260V259H229ZM3 261H5V260H3ZM8 261V260H7ZM11 261V260H10ZM10 261L8 262V263H10ZM13 261V260H12ZM18 261H20V259L18 260ZM26 261H24L25 263H26ZM41 261H44L43 260V258H42V260ZM69 261V260H68ZM75 261V260H74ZM73 261V262H74ZM125 261V260H124ZM123 261V262H124ZM151 261V260H150ZM149 261V262H150ZM195 261V260H194ZM232 261V260H231ZM14 262H15V260H14ZM30 262V261H29ZM38 262H40V261H38ZM46 262V261H45ZM50 262V261H49ZM51 262H52V260H51ZM59 262H61V261H59ZM64 261H63V259H62V263H63ZM87 261L85 260V263H86ZM108 262V261H107ZM113 262V261H112ZM112 262H110V263H112ZM153 261H151V263H152ZM160 262V261H159ZM177 262H179V261H176V263ZM188 262V261H187ZM229 262V261H228ZM227 262V264H229ZM5 263V262H4ZM34 263V262H33ZM56 263H58L57 261H56ZM71 263V262H70ZM82 263H83V261H82ZM89 263V262H88ZM92 263V262H91ZM93 263H94V261H93ZM99 263V262H98ZM105 263V262H104ZM109 263V262H108ZM147 263V262H146ZM155 263V262H154ZM1 264V263H0ZM18 264H20V263H18ZM29 264H31V263H29ZM36 264V263H35ZM41 264V263H40ZM44 264V263H43ZM48 264V263H47ZM50 264V263H49ZM53 264H55V263H53ZM59 264V263H58ZM74 264H75V262H74ZM77 264V263H76ZM78 264H80V262L78 263ZM117 264V263H116ZM143 264V263H142ZM157 264V263H156ZM162 264H165V263H162ZM179 264V263H178ZM181 264V263H180ZM186 264H189V263H186ZM225 264V263H224ZM253 264V263H252Z\"/></svg>", "mask_w": 264, "mask_h": 264}, {"label": "clouds", "instance_id": "obj_3", "mask_svg": "<svg viewBox=\"0 0 264 264\" xmlns=\"http://www.w3.org/2000/svg\"><path fill=\"white\" fill-rule=\"evenodd\" d=\"M0 23L5 24V27L3 28L4 31L13 35L17 39H21L23 43L25 41H35L39 38L38 29L22 26L14 18H9ZM45 39L47 46L50 48H60L65 43L64 37L58 36L54 33H48Z\"/></svg>", "mask_w": 264, "mask_h": 264}]
</instances>
